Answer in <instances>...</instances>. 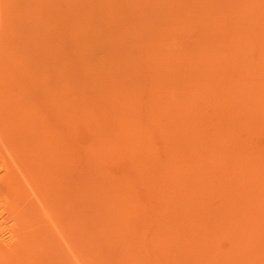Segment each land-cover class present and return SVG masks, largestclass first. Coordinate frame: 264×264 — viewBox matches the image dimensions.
<instances>
[{
  "label": "rangeland",
  "instance_id": "obj_1",
  "mask_svg": "<svg viewBox=\"0 0 264 264\" xmlns=\"http://www.w3.org/2000/svg\"><path fill=\"white\" fill-rule=\"evenodd\" d=\"M43 1H44L43 3L47 4L48 10L52 9V4H50V3L53 2V3H55V7L59 8L60 10H64V13H66V14L70 13L69 10H71V9H74L73 12L77 13V11L73 7L70 0H52V1L51 0H43ZM82 1H84V0H82ZM90 1H92L93 4ZM97 1H99V0H86V2H87L86 8L84 10H81V12L89 11V13H87L88 16L85 14H79V17L77 18V17H75V15H73L74 19L75 18L76 19L74 20V19L70 18V20H72V21H70V23H64L63 21H61L62 20L61 16H58L57 18L52 19V15H51L50 16L51 22L49 23V26H48V28L51 31H44L43 34H47L50 36L55 35L54 38L53 37L51 38L50 36L49 37L51 38V40L54 39V43L58 44V46H60V47H64V45H62V44H63V42L65 43V48L67 47V49L63 51L64 48H62V52H64L63 55H65L64 58L66 57V59L75 55L76 50L78 48H81V47H79L80 45H82L81 41L85 40V42H88V41H89V43L92 42V43H90V45L92 47H94L93 45H95V46L98 45V50H100V51H98L96 53V54H98L96 56V58H99L100 63L103 62V64H105L106 60H108L109 64L106 63L107 65L105 64L104 68H106L107 66L110 67L111 63H112L111 65L113 66V67L112 66L110 67L111 69L108 67L105 69L107 71L108 75L109 76L111 75L110 77L113 78L108 83L109 86H107L106 89L109 88L110 92L117 90L118 92H120V94H121L120 96H122V93L124 95V93L126 91H130L129 93H127V95L131 96V101L128 103L126 102L124 104H120L117 106V108H116V111H118L117 117H119V119L120 118L129 119L131 117L132 118L135 117V119L138 120L140 123H142V125H145V124L150 125V122H152L151 119H153V117H155V115H158L160 112V114H161L160 115V119H161L160 125H157V126H159L161 129L159 127H156L154 124L150 125V131H149L148 139L142 138L143 139L142 140L141 137H138L139 136L138 132L134 131V126L132 129L126 123H124L122 125V127H121V125H117V124L109 126L106 123L104 125L105 120L102 117L103 116L102 113H104V111H106L108 108L106 107L107 106L106 100H102L101 98H99V100H93V101H95L94 104H96L97 102H100V103H97V106H99L98 111L96 110V107L93 104V109L95 111H93L92 114L93 113H94V115L97 114V115H95V117H92L91 114L89 115V113H87V116L89 115L88 117L90 118V121H89V118L88 119H84V118L81 119V117H80V119H78V121H76L72 126V125H70L71 120H67L64 117L61 118V116L59 114L55 113L56 112L55 110H52L51 106H48V105L46 106V104L42 103L45 100V98L43 99V97L41 95L42 94V88L44 85L42 83H39V82H34L35 87L32 86V88H34V89H29V93L27 94V96L28 95L29 96L27 97L25 95L26 99L24 98V94H22V96L19 95V96H21V99L19 97L16 98V100L18 99L19 103H20L19 107H18V109H20V113H19L20 115H17L19 118L18 117H16V118L19 120H22V121H20V123H22V124H20L19 120L17 121V119H16V123H17V125L20 124L21 126L22 125L24 126V124H26L28 126L26 127V125H25L24 127H21V128L18 127L17 129H14V128H12V126L8 122V121H10L9 120L10 118H8V121L5 120V122H7V125H6V124H4L3 120H1L3 117L2 116H1L2 118L0 117V176L2 175L0 177V179H1L0 180V220H1L0 221L1 222L0 223V229L3 230V231L0 230V232H1V234L4 233V234H2V235H4V238H7L6 240L11 241L12 243L10 242V244L13 246V247H10L7 249H2V250L0 249V256H1L0 258L3 261L2 264H5V263L6 264H10V263L11 264H16V263L17 264L18 263L19 264H26V263L27 264H121V263L122 264L123 263L124 264H134V263L135 264L136 263L137 264H139V263L140 264H193V263L198 264L199 259H196V257L200 256V258L201 257L203 258L204 256H206L205 255L206 251H203L202 254L200 253L202 250H204L205 247H207V246L212 247L214 245L218 246L221 243H222L221 248H223L222 249L223 251L225 250V252L227 251L228 253L230 252L234 255L237 254L236 253V252H238L237 242L234 245V242L232 243L230 241V240H232V235H231L232 231L230 230V226H228L229 217H227V215L224 213L225 211L224 212L222 211L223 213L218 212V210H219L218 208H220V206H221V205H219L220 204L219 202H221L222 205H225L226 203H228L229 200L232 199L231 196L235 197L234 203H236L238 200H240L239 202H241V199H242V201L245 200L244 197L242 198L239 194H241V193L243 194V192H246V191L249 193L248 194L246 192L248 194L247 199L248 200L252 199L251 201H253L257 198H260V197H257V195L260 196L261 194H264V192H263L264 191L263 190L264 184H262V185L259 184L260 186H258V187L256 186L255 187L256 189L254 188L255 190H252V188H249L247 185L246 186H243V185L240 186L241 179H244V177H241L240 175H238L236 178V177H234V174H232V173L238 172L239 169L247 166L246 172L243 171V169H241V171L243 172L242 174H245L246 176L249 175V177L252 180L251 183H253V181L255 179L253 176L259 175L258 172H261V173L258 177H256L257 180L260 177L262 179L263 178L262 174H264V159H263L264 157H262L260 159V157H261L260 155L264 156V153H263L264 152V121H263V119H264V96H262V95H264V86H263L264 85V63L262 62L264 59V57H263L264 56V50H263L264 49V39H263V37H264V32H263L264 31V15H263V13H264V0H255V1L254 0H208V1L207 0H201V1L200 0H189L190 2L188 0H184L185 3H181V1L184 2L183 0H176V1L173 0L174 3L170 0L169 1L168 0H153V1L152 0H137V2H133V0H129V1L128 0H118V1H120L119 2L120 4L118 3L117 0H105L103 2V4L106 7H104L103 4H100ZM134 1H136V0H134ZM146 1H148V3ZM177 2H180L181 5L178 4ZM250 2L252 4H250ZM89 3H90V5H89ZM135 3L140 5L142 8H140ZM209 3L211 4V6L210 5L208 6ZM14 4H15L14 2H11L10 6H12ZM66 4H67V7L70 6V7L66 8L69 10L65 9ZM117 4H118V6H117ZM164 4H166V5H164ZM213 4L215 5V8H214ZM172 5H173V7H172ZM218 5H219V7H218ZM228 5H229V7H227ZM248 5H251V6L248 7ZM101 6H102V8H100ZM148 6H149V9H148ZM177 6H181V7L177 8ZM127 7H129V8H127ZM205 7L207 10H205ZM208 7H210L212 10ZM113 8H114V10H113ZM218 8H219V10H218ZM228 8H229V10H228ZM241 8L243 10L245 9L246 11H251V12L249 13V15H247L248 12L246 13V11H243ZM260 8L262 9V11H260L261 10ZM223 9L225 12L223 11ZM149 10H150V12H149ZM161 10H163V11H161ZM123 11H124V13H123ZM71 12H72V10H71ZM154 12H155V15H153ZM162 12H164V13H162ZM238 12H239V14H237ZM146 13L148 15H146ZM191 13H193V14H191ZM203 14L207 15V17L204 16ZM116 15H117V17L119 16L118 19H117ZM159 15H160V17H159ZM217 15H219V16H217ZM81 16L84 17L85 20L82 19ZM156 16L158 17V19L156 18ZM194 16H196V17L194 18ZM235 16H237V17H235ZM176 17H178V18H176ZM201 17H203L204 19L201 20ZM215 17H216V19H213ZM219 17H220V19H218ZM241 17H243V18H241ZM161 18H162V20H161ZM240 18H241V20H240ZM245 18L248 20V22H246L247 20ZM115 19H117V20H115ZM153 19L154 20L157 19L156 22H153ZM168 20H169V22H167ZM193 20H195V21H193ZM254 20H255V22H254ZM113 21H114V24H113ZM179 21H181L180 25L176 24V22L179 23ZM193 22H195V23H193ZM223 22L224 23L227 22V23L224 24ZM239 22H240V24H239ZM250 22H253V24L252 23L249 24ZM105 23H107V24L105 25ZM207 23H208V25H207ZM230 23H231V25H230ZM237 23H238V25H237ZM63 24H65V25H63ZM98 24H100V25H98ZM126 24H128V25H126ZM195 24L198 25V27ZM96 25H98V26H96ZM216 25H217L218 29L216 28ZM240 25H241V27H240ZM93 26L97 30H95L93 28L94 29V31H93L92 30ZM124 26H127L128 28L124 27ZM162 26H163V28H162ZM191 26L194 29L190 28ZM222 26H223V28H225V27H227V28L223 29ZM231 26H232V28L234 26L235 27L232 29ZM60 27H62V28H60ZM63 27H65V28H63ZM74 27L76 28V30ZM166 27L168 28L167 30H165ZM254 27L257 29L255 30ZM152 28H154V29L152 30ZM261 28H263L262 29L263 31L260 30ZM56 29H57V31H56ZM68 29H70V30H68ZM134 29L136 32L134 31ZM201 29H203V30L201 31ZM220 29H223L222 30L223 32ZM227 29H229L230 32ZM237 29H239V30H237ZM253 29L255 31H253ZM148 30L149 31L152 30V31H150L149 35L146 36V34L148 33ZM243 30H245L246 32ZM59 31H61V32H59ZM82 31H83V33L85 32L84 33L85 35L82 33ZM105 31H107L106 34H105ZM143 31H145L147 33L145 34V32H143ZM159 31H161V32H159ZM198 31H200V32H198ZM251 31H253V33ZM256 31H257V33H256ZM49 32H51V34H49ZM53 32H55V33H53ZM70 32H72L73 35ZM76 32H77V34H79V36H77L75 34ZM119 32H120V34H119ZM203 32H205V33H203ZM233 32H235V33H233ZM242 32L244 33V35ZM57 33H58V35H57ZM62 33L64 34L63 36H62ZM134 33H136V34L134 35ZM152 33H153V35H152ZM212 33H213V37H212ZM214 33H215V35H217V37L219 39L214 35ZM241 33H242V35H241ZM96 34L98 37L96 36ZM129 34H130V36H129ZM197 34H198V36H197ZM239 34L241 36H243L242 38H245V39H242ZM249 34H251L252 36L251 35L248 36ZM59 35H60L61 39L59 38ZM113 35H115V36H113ZM208 35L211 37H209ZM219 35L222 37H219ZM61 36L64 38H62ZM149 36H156V37L158 36L159 41H157V42H160V52L161 53H160V75L159 76H158V74L154 75V72H156V68H157L156 63H154V62L148 63L147 61L144 62L139 58V55H141V54L143 55V52H140V51H144V54L146 56H148L147 52H149V51H146V48H147L148 43H149V39H150ZM166 36H168V37H166ZM75 37H77L78 39L77 38L75 39ZM214 37H216L218 39V41H216L217 44L214 43L215 40H217ZM226 37L228 38V40H226L227 39ZM84 38H86V39H84ZM136 38L137 39L139 38V39L137 40ZM198 38L199 39L201 38L203 41H201V39L199 40ZM237 38H239L238 41H237ZM254 38H256V39H254ZM259 38H261V41H259L260 40ZM81 39H84V40H81ZM97 39H98V41H97ZM114 39L117 40L119 43L117 41H114ZM241 39H242V43H240ZM127 40H129V41H127ZM192 40H195V41H192ZM234 40H235V42H234ZM243 40H244V43L245 42H247V43L244 44ZM113 41H114V43H113ZM147 41H148V43H147ZM163 41H164V43H163ZM196 41H198V42L196 43ZM194 42H195V44H194ZM229 42L235 43L234 46H231V48H230ZM115 43H116V45L113 46V44H115ZM202 43H205V44L207 43L209 45L212 44L211 45L212 47L210 46L211 47L210 48V47H208L209 46L208 45V46H206V48L208 47L207 49L205 47H202L201 49H199L200 44H202ZM258 43H260V44H258ZM75 44H77V46H75ZM139 44H141V45H139ZM226 44H228V45H226ZM257 44H258V46L254 47ZM138 45H139V47H138ZM142 45H143V47H142ZM192 45L193 46L195 45V46L193 47ZM121 46H123V47H121ZM221 46L223 47V49L222 48L220 49ZM235 46H237V48ZM124 47H125V49H124ZM214 47H216L215 50H214ZM247 47H249L250 49L249 48L247 49ZM107 49L112 54V56H114L113 58H111L112 61L110 59H108L107 56L105 57V55H104L105 53L109 54ZM137 49H138V51H137ZM161 49L164 51H162ZM195 49H196V51H195ZM209 49L211 50V53H212V49H213L212 54L208 52V51H210ZM218 49H220L219 50L220 52L218 51ZM123 50L126 52H124ZM180 50H181V52H180ZM216 50H217V52H216ZM240 50H241V52H240ZM243 50H245V53L240 54V53H242ZM168 51L169 52L171 51V52L169 53ZM250 51H252V52H250ZM151 52H153V50ZM177 52H178V54H177ZM235 52H236V54H235ZM257 52H258V54H256ZM115 53L117 55H114ZM120 53L121 54L123 53V55L125 57L123 55H121ZM130 53H131V55H130ZM167 53H169V54H167ZM195 53L197 56L195 55ZM214 54H216V55L214 56ZM244 54L247 56H245ZM168 55H170V56L168 57ZM210 55L212 56L211 59H210ZM224 55H225V57H224ZM239 55H240V57H237ZM248 56H249V58H248ZM194 57H196V58H194ZM215 57L219 58L218 61L220 62V64L217 61L215 64V61H213V64H211L212 66H209L208 64H210L212 62L211 60H213V59L215 60ZM233 57H236L237 62L239 61V63H242L243 65L246 64V62H247V65H248L246 67L247 70L244 68L246 65H244L243 70H239L238 72H236L234 70V68L231 65H229V63H228L230 59H231L230 62L236 61L235 59H233ZM244 57H246L247 60L252 59V60H249L251 62L247 61ZM258 57L261 59L259 60ZM170 58H172V59H170ZM2 59L3 60H0V64L2 61V66H4V68L8 67L9 61H8L7 54L4 55L2 57ZM66 59L62 60L63 65L61 68L63 70L66 69L65 74H68V75L64 74L63 78H61L62 79L61 81L66 80V76H71V78H72V76H73L72 73H74V71L76 72L75 69H77V67H78L77 66V57L72 58L71 60H66ZM73 59H76V60H73ZM114 59H115V61H116V59H118V63L116 61V65L114 63ZM140 60H141V62H140ZM203 60H204V62H202ZM233 60H235V61H233ZM169 61H170V63H169ZM173 61H174V63H173ZM175 61L178 64H176ZM195 61H196V63H194ZM256 61H260L261 65L262 64L263 65L262 66L259 65L260 63H257V65H256L255 64ZM187 62H190V63H187ZM221 62H223V63H221ZM205 63H206V65H204ZM223 64H226V66ZM190 65H193V66H190ZM258 65H259V67H258ZM2 66H0V69H3ZM115 66H119L122 69H120L119 67H115ZM199 66L201 67V69H203L204 67H205V69H208V71H206L208 75L206 74V76H204L203 72H199L201 70L200 68H198ZM215 66H216V68H212L211 70L209 69L210 67H215ZM229 66L232 68V70L230 69ZM249 66H251V67H249ZM192 67H194V68H192ZM260 67H262V70ZM141 68L143 70H140ZM189 68H192V69H189ZM259 68L262 72L260 70H257ZM107 69H109V70H107ZM151 69H152V71H151ZM162 69L164 71H162ZM72 70H74V71L72 72ZM217 70H219V71H217ZM114 71L116 72V74H114L115 73ZM134 71H135V73H133ZM240 71H242V72H240ZM243 71H245V72H243ZM257 71H259L260 73ZM138 73H139V75H138ZM168 73L170 75L172 74V76L173 75L174 76L172 77V76L168 75ZM195 73H197V74H195ZM211 73L213 76L210 75ZM231 73L233 74L234 77L232 76ZM235 74H236V76L237 75L240 76V74H242L240 78H242V79L244 78L243 82L248 81V83L252 84L251 87L248 86L249 88H251L253 90L252 97H249V99L246 98L248 100L247 101L248 105H246L247 104L246 102L245 103L243 102V100L245 98H242V97L238 98L237 97L238 94L240 95L241 93L243 94V92L245 93L246 90H245V88H243V86H245L246 84L243 83L242 81H240L239 76L236 77ZM126 75H128V76H126ZM148 75L149 76L151 75L152 78H151V76L149 77ZM175 75H177V76H175ZM202 75H203V77L200 81V77ZM221 75H223V76L228 75V77L230 79L232 77H233V79L232 80H226V77L224 76L225 77L224 78L225 81H224V79L222 80L223 76L221 77ZM230 75L232 77H230ZM112 76H114V77H112ZM118 76H120V77H118ZM188 76H189V79L187 80ZM76 77L77 76H75L74 78H76ZM178 77H180V78H178ZM194 77L196 78V80ZM197 77H199V78L197 79ZM205 77L208 78V80L205 79ZM235 77H236V79H235ZM118 78H120L122 80H120ZM177 78H178V80H177ZM237 78H239V79L237 80ZM136 79L138 81H136ZM198 80L201 82V84L199 83ZM221 80L224 82H222ZM251 80H253V81H251ZM134 81H136V83H139L142 86V87H139V89H137V91L135 90V92L131 91L132 89L130 90V86H129V84L131 82H134ZM140 81H142V82H140ZM145 81L148 84L144 83ZM236 81H238V83H235ZM116 82L119 84H117ZM158 82H160V84ZM206 82L208 83L207 84L208 86L205 85ZM230 82L231 83L234 82V85L236 87V88H234L236 91L234 92V89H233V93L231 90L229 91V88L231 85ZM240 82L243 84H241ZM194 83H195V85H194ZM248 83H247V85H248ZM212 84H214V85H212ZM219 84H223V86L225 85L224 88L222 85L219 86ZM226 84H230L229 87H228V85L226 86ZM115 85H118V88ZM153 85H158V87L160 88L159 94L153 95L150 93H146L148 90V87L149 86L151 87ZM191 85H193V86H191ZM204 85H205L206 89L204 88ZM186 87H189V89ZM219 87H221L220 90L224 91V92H221L219 90ZM248 87L246 89H248ZM111 88H113V89H111ZM142 90H143V92H141ZM74 91L79 92L78 89H76ZM166 91L167 92L170 91V92L166 93ZM204 91H205V94H204ZM219 91H220V93H218ZM72 93L73 92H71V94ZM178 93L179 94L181 93L182 95L183 94L184 95L182 96L181 94L179 95ZM191 93H192V95H191ZM214 93H215V95H214ZM221 94H223V96ZM233 94H234V97H233ZM3 95H5V94H3ZM96 95H99V93ZM175 95H177V96H175ZM204 95L207 97H205V99L203 100ZM81 96L83 97V95H81ZM211 96L212 97L215 96L217 99L214 97V98H211L212 99L211 100L210 99ZM229 96H231V97H229ZM235 96L239 99L238 100L239 105L242 103L240 106H238V108L236 105L232 106L233 102H235L234 100L236 99ZM254 96H255V98H253ZM41 97H42V100L40 99ZM88 97H90L89 94H88ZM193 97L196 99V101H195V99H193ZM256 97H258V98H256ZM259 97H261L262 99L259 100ZM223 98H224V100L226 98V100L224 101ZM191 99H193V100L191 101ZM256 99L260 102H258ZM21 100L22 101L26 100V101L21 102ZM148 100H149V102H148ZM154 100H156L157 103ZM166 100L167 101L170 100V102L169 101L167 102ZM209 100L213 101L212 103H220V105L216 104L217 105V108H216L215 104H211V102ZM230 100H233V102ZM240 100H242V101H240ZM189 101H191V102H189ZM203 101H204V103H202ZM205 101H207V102H205ZM229 102H230V104H229ZM26 103L29 106V108H31V109L33 106L35 107L36 104H37L36 107H39V110L36 111V113H34V115H32L31 117L33 120L32 122L34 124H36V125L42 124L45 127V129H47V133H48V136L50 139V143H49L50 144V149H49L50 153H47V155H45L43 153H39V152L37 153L36 152L37 149L34 148V145L29 140H27L28 139L27 136H25V137L24 136L19 137L17 135L15 136V133L17 134V132H19L18 130H20L22 132H27V133L32 131V128H30V126H29L32 123L31 124L27 123V122H31V121L30 120L27 121V119H26V118L29 119L28 116L30 115L28 113V112H30L29 111L30 109L29 110L25 109V108H28ZM41 103L43 104V106ZM223 103H225V104H223ZM249 103H250V106H249ZM22 104H23V106H25V105L26 106L23 107ZM178 104H180V106ZM205 104H207L208 107L207 106L205 107ZM100 105L103 106L104 110L101 108ZM149 105H151V106H149ZM200 105H204L203 109L201 108L202 106H200ZM226 105H227V107H226ZM242 105H243V108H242ZM253 105L254 106L257 105V106L253 109V107H254ZM41 106L43 108H41ZM58 106H61V104H59ZM73 106L76 109L78 107L82 108V109L84 108L82 105L80 107V105H78V104L73 105ZM76 106H78V107H76ZM187 106L190 107V108H188V110H186ZM218 106H219V108H218ZM245 106L247 108H245ZM34 107H33V109H34ZM68 107L72 108V106H70V105H68ZM197 107H199V108H197ZM14 108L16 109V107H14ZM122 108H124V109H122ZM230 108H232V109H230ZM239 108L242 111H244V109H248L249 111L252 110L250 113H252L253 115L256 112H258L257 114H259L258 117L260 118L262 125L258 124V123H255V124H257L259 126L254 125V123L252 121H250V122L247 121L248 124L245 123L246 121L241 122V119L242 118L244 119V117H246V116L244 113L242 114V111H240ZM91 109H92V107H91ZM200 109H202L203 111L201 110L200 112H198ZM224 109L225 110L227 109L226 110L227 111L226 117H224L225 116L224 113L226 112V111H224ZM237 109H239V111L241 113H238L239 111ZM2 110H4V112H5V110H7L8 112L7 111L6 112L8 113V115L13 112V108L10 111V110H8L7 107L4 108V106L3 107L0 106V114L1 115L4 114V112ZM60 110H61L60 107L57 108L58 113H60ZM84 110H86V108ZM162 110H166V111L164 112ZM194 110H195V113H194ZM196 110H198L197 111L198 112L197 117L195 115ZM22 111L24 114H22ZM53 111H54V113H53ZM77 111L80 112L79 109H77ZM189 111H191V112L189 113ZM221 111L223 112L222 114H221ZM37 112H40V114ZM174 112H175V115H174ZM201 112H203V113L201 114ZM143 113H145V116L143 115ZM170 113H172V114H170ZM187 113H189V115H187ZM191 113H194V114H192L193 116L191 115ZM181 114H182V116H181ZM232 114H233V116H232ZM239 115H240V117H239ZM248 116H251V115L247 114V117ZM255 116L257 117L256 114H255ZM175 118H177L178 120ZM196 118L197 119L200 118V120H202V119L203 120L200 122ZM195 119L197 120V123L199 121V123H198L199 125L196 123ZM145 120H147V121H145ZM175 120H177V121H175ZM192 121H193V124H192ZM203 121H205V122H203ZM23 122H25V123H23ZM95 122H97L98 124H96ZM180 122H182V123H180ZM170 123L172 126L170 125ZM194 123H196V124L194 125ZM207 123H209V124H207ZM165 124H166V126H165ZM5 125H6V127H5ZM95 126H96V128H95ZM192 126H194V129ZM250 126H251V128L253 127L256 129H251ZM7 127H9V128H7ZM99 127H101V129ZM102 127H104V128H102ZM116 127H118V128H116ZM129 127L132 130L130 132L127 130V129H130ZM217 127L221 130L217 129ZM11 128H12V130H11ZM24 128H26L27 130L26 129L24 130ZM98 128L100 130H98ZM121 128H123L124 130H127L129 132L126 135L127 136L126 139L124 138L125 139L124 142L123 141L121 142V139L117 138ZM186 128H188V129H186ZM209 129H211V130L209 131ZM213 129H216V130H213ZM96 130H98V132ZM153 131L156 134V136L155 135L153 136ZM182 131H185V132H182ZM251 131L253 134H251ZM13 132H15V133H13ZM92 132H94V133H92ZM104 132L107 134H105ZM211 132H212V136L210 135ZM131 133H132V135H130ZM157 133H159V134H157ZM181 133H183L184 135ZM100 134H101V136H103V138H101L99 136ZM176 134L178 136H176ZM247 134H248V137H247ZM194 135H196V136H194ZM209 135H210V137H209ZM216 135H218L220 138H218V136H216ZM132 136H134V137L137 136V137L134 138ZM197 137H200V138H197ZM202 137H203V140L201 139ZM221 137H222V139H221ZM114 138H115V140H114ZM231 138H232V140H231ZM233 138H235L237 140V142ZM104 139H105V141H104ZM95 140L97 142L99 141L100 144L96 145L97 142ZM117 140H118V142H117ZM102 141H104V142L102 143ZM109 141H110L111 145L109 144ZM113 141L116 142L117 144H114ZM143 141H145L146 143ZM151 141H153V142H151ZM190 141H191V143H190ZM141 142H143V143H141ZM154 142H155V144H154ZM125 143H126V145H125ZM216 143L219 145L216 146ZM102 144H104L105 146ZM140 144L141 145L143 144L142 147ZM205 144H207V145H205ZM211 144H213L215 146V148ZM203 145H205V146L203 147ZM209 145H210V147L212 146L211 149L208 147ZM92 146H94V147H92ZM97 146H100V149H102V151L104 152V155H103V153L100 150L98 151V155L100 154L99 152H101L102 156L99 155L101 160L99 159V157L97 158V156H98L97 152H96V150H94L95 148H99ZM101 146H102V148H101ZM136 147H137V149H136ZM140 147H141V149H140ZM205 147L208 149H205ZM216 147H217V149L220 148V150H222V152L219 151V149L217 150ZM212 148H213V150H212ZM243 148H245V150ZM151 149H153V150H151ZM134 150H136L135 151L136 153L134 152ZM143 151H145V152L143 153ZM218 151H219V153H218ZM105 152H106V154H108L106 157H105V155H106ZM120 152H122V154ZM243 152H244V154H243ZM189 153H191V154H189ZM208 153H210V155ZM112 154L114 155V157L112 156ZM211 154H213V155H211ZM214 154H215V156H214ZM240 155L242 156V160H243V162L240 164L241 168H234L235 167L234 160H236V158ZM144 156H147L146 158L147 159L149 158L150 161L152 160L151 163ZM208 156H209V158H205ZM210 156H212V157H210ZM246 156H248L249 159ZM107 157H108V159H107ZM119 157H120V159H119ZM138 158H140V159H138ZM153 160H155L156 162H154ZM210 160H212L213 162L215 161L217 164L213 163L212 161L210 162ZM228 160H230V161H228ZM248 160H250L249 164L246 163ZM252 160H253V162H252ZM257 160L260 162H261V160H263L262 161L263 163H260V165H259V162ZM100 161H102L103 163ZM207 161L212 166L208 165V163H206ZM219 161L221 162L220 164H219ZM255 161H257V162H255ZM254 162L256 164H254ZM114 163H115V167L114 166L112 167V165H114ZM139 163H140V165H139ZM243 164H245V166ZM101 165H102V167H101ZM183 165H184V167L180 171V167L182 168ZM224 165L225 166L227 165V167L226 168L223 167ZM175 166H177V167H175ZM178 166H179V168H178ZM207 166L209 167V170H207L208 169ZM92 167L94 168V170ZM99 167H100V170H99ZM137 167H138V169H137ZM159 167H160V170L158 171ZM156 168H158V169H156ZM217 168H218V170H217ZM249 168H251L250 171L248 170ZM253 168H254V170H253ZM257 168H259V169H257ZM223 169L226 170L225 173L227 174V175H225V178H224L225 181L228 183V184H226V187H227L226 190H227V192H228V190L230 192L233 190V193L235 192L234 193L235 195L230 193V192H228L229 194L228 193L225 194V192H223L222 188L218 187V185H216V184H213V183H212V185L208 184V183H211L208 179H206L204 181V178H206V177L208 178L211 175V173H213V175H211L212 178L215 175L216 176L220 175L219 177L221 178V174L224 173ZM95 170H97V173L93 172ZM173 170H175V171H173ZM203 170H205L204 171L205 173H203ZM233 170H235V171H233ZM116 171H118V172H116ZM111 172L113 173V175ZM175 172H177V173H175ZM249 172H251L252 174ZM201 173L204 175L206 174L207 176L205 175V177H204V175L202 176ZM102 174H104V176ZM115 174H117L118 176L114 177ZM173 174H175L176 176ZM178 174H180L181 176H179ZM250 174H251V176H250ZM167 175H168V179H167ZM122 176L124 178H122ZM107 177L109 179H106ZM126 177H127V180H126ZM113 178L116 180H114ZM159 178H160V180H159ZM174 178H176V179H174ZM178 178H180V179H178ZM123 179H125L127 181L128 185L126 184L125 180H123ZM170 180H172V181H170ZM216 180L219 181L218 179H216ZM115 181L117 182L116 184H115ZM128 181H130L131 183H129ZM199 181H200V183L198 184ZM202 183H203V185H202ZM259 183H261V182H259ZM124 184H126L127 187L124 186ZM110 185L112 186V190L110 188L111 187ZM129 185L131 186V190H130ZM119 186H121V187H119ZM228 186H229V188H228ZM200 187H202V188L200 189ZM250 187H251V185H250ZM123 188L125 189L126 192H127L126 189H129L130 194L127 192V194L124 195L125 191ZM260 188H262V190ZM251 190L254 192H252ZM249 191H251V192H249ZM119 192L121 194H119ZM258 193H261V194H258ZM111 195H112V197L114 196V199H117V200L114 201V199L111 197ZM115 195H117V196H115ZM123 195L124 196L127 195V198H126L127 200H124L125 198H123L124 197ZM128 195H130V196H128ZM238 195H239V197H238ZM251 195H253V196H251ZM131 196H133V197L136 196L137 199H136V197L131 198ZM181 196H182V198H181ZM236 198L237 199L241 198V199L237 200ZM131 199H132V201H131ZM96 200H99V201L96 202ZM111 201H112V203H109ZM102 202L103 203L105 202L106 204L105 203L103 204ZM107 202H108V205H107ZM97 204H99V205H97ZM110 204L113 206H111ZM76 205H77V207H76ZM109 206H111L112 210L109 208ZM105 208H108V209H105ZM118 208H119V210H118ZM99 209H100V211H99ZM104 209H105V211L107 210L108 212L106 211L107 213H105V211L104 212L101 211ZM115 211H117V212H115ZM102 212H103V214H102ZM187 212H190V213H187ZM100 214L103 216L101 217ZM78 215L80 217H78ZM75 216H76V218H75ZM102 219L104 220V222ZM110 220H112V223L114 225L111 224ZM189 220H191V221H189ZM106 221H107V224H106ZM113 221H115V222H113ZM108 222H109V224H108ZM116 222L119 224H117ZM94 223H96V224H94ZM98 223H99V225L101 224L100 229H99V225H97ZM125 223L127 224L128 227L126 226ZM223 224H226V226H228V227L226 228V226H224ZM104 225H110V227L108 226V230L111 229L112 231L109 232L106 229V226H104ZM122 225L124 228L121 227ZM223 226H224V230H223L224 232L223 233L225 234V236L231 235L229 237H225V239H221L219 237V234L217 233V231L221 230L223 228ZM102 227H104V228H102ZM120 227H121V229H120ZM218 228H220V229H218ZM97 229L100 233L99 235H98V231L96 233H94L95 230H97ZM185 229H186V231H185ZM226 231H228V232H226ZM122 232H123V234H122ZM127 232L129 233L128 235H127ZM263 232H264V228L261 231L258 230V233L263 234V235L254 234V236L249 241V243H247V242L244 243L245 250L243 252H245L244 255H245L246 259L248 260L245 264H252V262H253V264H255V262L258 264H262V263L264 264V262H263L264 261V256H263L264 255V252H263L264 251V243H263L264 233ZM101 233H102V235H101ZM96 234L98 237H96ZM194 235H196V236H194ZM113 237H114V239H113ZM259 237H261V238H259ZM129 238H130V240H129ZM188 238H190V239H188ZM253 238H257V239H253ZM258 238H259V241H258ZM103 239H106V241ZM101 240H103V241H101ZM190 240H192V241H190ZM204 240H205V242H204ZM108 241H110L109 242L110 245H108L109 244ZM123 242H124V245H123ZM155 242L158 243V245H159V246L156 245L157 246L156 250H155ZM250 242H251V244H250ZM257 242H259V243H257ZM103 243L104 244L106 243V247L104 246V248H102L103 246H101ZM134 244L137 245V246L135 245V248H133ZM247 244H249V246H246ZM97 245H99V246H97ZM114 245H117V246H114ZM112 247H114V249ZM130 247H132L133 250H132V248L129 249ZM159 247H160V249H159L160 251L157 250ZM219 247H220V245H219ZM246 249H247V251H246ZM111 250H112V255L113 254L115 256L118 255V258L110 255ZM125 250L127 253L123 252ZM154 250H155V252H157L160 255L158 256V254H155ZM130 251H132V252H130ZM119 252H120V254H117ZM122 252L124 254H126L125 255L126 258H124L125 256L121 254ZM247 252H249V253H247ZM102 253H104V254H102ZM254 253H256V254H254ZM97 254H99V256ZM107 254L110 256H108ZM134 254H135V257H134ZM248 254H249V257H248ZM26 255L28 258L26 257ZM101 255L103 257H101ZM105 255H107V256H105ZM120 255H122V256H120ZM255 255H256V257H255ZM155 256H158V257L156 258ZM252 256L255 258H253ZM22 257H23V259L21 260ZM114 257L116 258V260H114L115 259ZM257 257L259 259H262V262H257L256 261ZM3 258H5V259H3ZM121 258H123L124 259L123 261H125V262L127 261V259H130V258L132 261L129 260L127 263L121 262L122 261ZM133 259L135 260V262ZM20 260H21V262H19ZM118 260H121V261L118 262ZM195 260H196V262H195ZM249 260L251 262H249ZM2 261H0V262H2ZM207 261L211 262L212 261L211 257L208 258ZM258 261H261V260H258ZM240 263L241 262H238V264H240ZM212 264H214V262ZM230 264H237V263L231 262Z\"/></svg>",
  "mask_w": 264,
  "mask_h": 264
},
{
  "label": "bare ground",
  "instance_id": "obj_2",
  "mask_svg": "<svg viewBox=\"0 0 264 264\" xmlns=\"http://www.w3.org/2000/svg\"><path fill=\"white\" fill-rule=\"evenodd\" d=\"M52 1V0H51ZM50 1V2H51ZM71 1V3H72V5H73V7L75 8V10L77 11V13L76 12H73V10L74 9H71L72 10V12H71V10H69V9H66V8H68V7H70V6H68L67 7V4H66V7H65V9L66 10H69L70 11V13H68V14H66V13H64V10H60L59 8H57V7H55V3H50V4H52V9H49L48 10V6H47V4L46 3H43L44 1L43 0H0V60H3L2 59V57L4 56V55H6L7 54V57H8V61H9V64H8V67H6V68H4V66H2V61H1V64H0V66H2L3 67V69H0L1 71H0V106L1 107H3L4 106V108H8V110H10L11 111V109L13 108V112L11 113V114H9L8 115V111L7 110H5V112H4V110H2L3 112H4V114H0V117L2 118L1 120H3V122H4V124H6L7 125V122H5V120L6 121H8V118H10L9 120L10 121H8L9 122V124L12 126V128H14V129H17L18 127L19 128H21V127H24L26 124H24V126L22 125H20V124H22V123H20V121H22V120H19V119H17L16 117H18L17 115H20L19 113H20V109H18V107H19V100L17 99L16 100V98L17 97H19L20 99H21V96H22V94H24V98H25V95L27 96V94L29 93V89H34V88H32V86L33 87H35V85H34V82H39V83H42L44 86H43V88H42V97H43V99L45 98V100H44V102H42V103H44V104H46V106L48 105V106H51V108H52V110H55L56 112V114H59L60 116H61V118H65V119H67V120H71L70 121V125H72L73 126V124L76 122V121H78V119H80V117H81V119L82 118H84V119H88L89 117V115L91 114V116L92 117H95V115H97V114H95L94 115V113L92 114V112L93 111H95L94 109H93V104H94V102L95 101H93V100H99V98H101L102 100H106V102H107V110L106 111H104V113H102L103 114V119L105 120V122H104V125L107 123V125H109V126H112V125H115V124H117V125H121V127H122V125L124 124V123H126L128 126H130L132 129H133V126H134V131H136V132H138V134H139V136L138 137H141V139L143 138V139H148V136H149V131H150V125H152V124H154L156 127H159V126H157V125H160V112H159V114L158 115H155V117H153V119H151L152 120V122H150V125H147V124H145V125H142V123H140L138 120H136L135 119V117L134 118H129V119H125V118H120L119 119V117H117V115H118V111H116V108H117V106L118 105H120V104H124V103H128V102H130L131 101V96L129 95H127V93H129L130 91H126L125 93H124V95H123V93H122V96H120L121 94H120V92H118L117 90L116 91H113V92H110V89L109 88H107L106 89V87L107 86H109L108 85V83L113 79V78H111L109 75H108V73H107V71L105 70L106 68H104L105 66V64L106 63H108V60H106V63L105 64H103V62L102 63H100V59L99 58H96V56L98 55V54H96L98 51H100V50H98V45H93L94 47H92L91 45H90V43H92V42H90L89 43V41L88 42H85V40L84 39H86V38H84V39H81V40H84V41H81V43H82V45H80L79 47H81V48H78L77 50H76V52H75V55H73V56H71L70 58H68V59H66V57L64 58V56L65 55H63V53L64 52H62V48H64L63 49V51L64 50H66L67 49V47L65 48V43L63 42V44L62 45H64V47H60V46H58V44H55L54 43V39H52L51 40V38L53 37L54 38V36H50V35H47V34H43L44 33V31H51L49 28H48V26H49V23L51 22V15H52V19H54V18H57L58 16H61V18H62V20L61 21H63L64 23H70V21H72V20H70V18L71 19H74V17H73V15H75V17H79V14H85V15H87L88 16V14L87 13H89V11H86V12H81V10H84L85 8H86V4H87V2H86V0H84V1H82V0H70ZM105 0H99V1H97V2H99L100 4H103V2H104ZM118 1V0H117ZM129 1V0H128ZM153 1V0H152ZM169 1V0H168ZM170 1H172L173 3H174V1L173 0H170ZM176 1V0H175ZM184 1V0H183ZM189 1V0H188ZM187 1V2H188ZM201 1V0H200ZM208 1V0H207ZM255 1V0H254ZM11 2H14L15 4L14 5H12V6H10V3ZM55 2V1H54ZM91 3H92V1H90ZM120 1H118V3H119ZM133 2H137V0L136 1H134L133 0ZM147 3H148V1H146ZM151 2V1H150ZM166 2V1H165ZM190 2V1H189ZM192 2V1H191ZM247 2V1H246ZM106 3V2H105ZM117 3V2H116ZM164 3V2H163ZM169 3V2H168ZM178 4H180V2H177ZM181 3H185V1L184 2H182L181 1ZM194 3V2H193ZM242 3V2H241ZM248 3V2H247ZM93 4V3H92ZM107 4V3H106ZM115 4V3H114ZM113 4V5H114ZM120 4V3H119ZM129 4V3H128ZM127 4V5H128ZM135 4H137V3H135ZM167 4V3H166ZM166 4H164V5H166ZM177 4V5H178ZM201 4V3H200ZM215 4V3H214ZM213 4V5H214ZM250 4H252L251 2H250ZM89 5H90V3H89ZM88 5V6H89ZM138 5V4H137ZM181 5V4H180ZM197 5V4H196ZM207 5V4H206ZM211 6V4L209 3L208 4V6ZM231 5V4H230ZM257 5V4H256ZM103 6L104 7H106L104 4H103ZM115 6V5H114ZM117 6H118V4H117ZM129 6V5H128ZM140 8H142L140 5H138ZM147 6V5H146ZM186 6V5H185ZM198 6V5H197ZM221 6V5H220ZM226 6V5H225ZM249 6H251V5H248V7ZM255 6V5H254ZM260 6V5H259ZM11 7V8H10ZM59 7V6H58ZM130 7V6H129ZM129 7H127V8H129ZM153 7V6H152ZM165 7V6H164ZM172 7H173V5H172ZM180 8L181 6H177V8ZM187 7V6H186ZM218 7H219V5H218ZM222 7V6H221ZM227 7H229V5L227 6ZM92 8V7H91ZM100 8H102V6L100 7ZM151 8V7H150ZM161 8V7H160ZM208 8H210V7H208ZM213 8V7H212ZM214 8H215V5H214ZM213 8V9H214ZM257 8V7H256ZM148 9H149V6H148ZM147 9V10H148ZM152 9V8H151ZM150 9V10H151ZM163 9V8H162ZM211 9V8H210ZM209 9V10H210ZM242 9V8H241ZM248 9V8H247ZM261 9V8H260ZM113 10H114V8H113ZM150 10H149V12H150ZM205 10H207L206 9V7H205ZM212 10V9H211ZM215 10V9H214ZM218 10H219V8H218ZM217 10V11H218ZM221 10V9H220ZM228 10H229V8H228ZM243 10V9H242ZM128 11V10H127ZM152 11V10H151ZM161 11H163V10H161ZM178 11V10H177ZM176 11V12H177ZM182 11V10H181ZM184 11V10H183ZM222 11V10H221ZM220 11V12H221ZM223 11H224V9H223ZM243 11H246L245 9L243 10ZM260 11H262V9L260 10ZM130 12V11H129ZM159 12V11H158ZM193 12V11H192ZM219 12V11H218ZM225 12V11H224ZM241 12V11H240ZM248 12V14L247 15H249V13L251 12V11H246V13ZM123 13H124V11H123ZM162 13H164V12H162ZM201 13V12H200ZM215 13V12H214ZM181 14V13H180ZM183 14V13H182ZM191 14H193V13H191ZM190 14V15H191ZM223 14V13H222ZM237 14H239V12L237 13ZM243 14V13H242ZM103 15V14H102ZM127 15V14H126ZM135 15V14H134ZM146 15H148L147 13H146ZM153 15H155V12H154V14ZM196 15V14H195ZM204 16H206L207 17V15H205V14H203ZM211 15V14H210ZM216 15V14H215ZM229 15V14H228ZM263 15H264V13H263ZM107 16V15H106ZM140 16V15H139ZM158 16V15H157ZM156 16V18L158 19V17ZM162 16V15H161ZM213 16V15H212ZM217 16H219V15H217ZM222 16V15H221ZM234 16V15H233ZM116 17H117V15H116ZM115 17V18H116ZM145 17V16H144ZM148 17V16H147ZM159 17H160V15H159ZM179 17V16H178ZM178 17H176V18H178ZM181 17V16H180ZM196 16H194V18H195ZM235 17H237V16H235ZM247 17V16H246ZM81 18L82 19H84L85 20V18L84 17H82L81 16ZM109 18V17H108ZM119 18V16L117 17V19ZM155 18V17H154ZM167 18V17H166ZM224 18V17H223ZM241 18H243V17H241ZM241 18H240V20H241ZM250 18V17H249ZM76 19V18H75ZM74 19V20H75ZM105 19V18H104ZM117 19H115V20H117ZM123 19V18H122ZM133 19V18H132ZM139 19V18H138ZM146 19V18H145ZM156 19V20H157ZM170 19V18H169ZM204 18L203 17H201V20H203ZM213 19H216V17L215 18H213ZM218 19H220V17L218 18ZM231 19V18H230ZM236 19V18H235ZM239 19V18H238ZM246 19V18H245ZM81 20V19H80ZM156 20H154L153 19V22H156ZM161 20H162V18H161ZM160 20V21H161ZM166 20V19H165ZM175 20V19H174ZM187 20V19H186ZM210 20V19H209ZM247 20V19H246ZM245 20V21H246ZM250 20V19H249ZM58 21V20H57ZM131 21V20H130ZM133 21V20H132ZM140 21V20H139ZM144 21V20H143ZM164 21V20H163ZM176 21V20H175ZM193 21H195V20H193ZM199 21V20H198ZM197 21V22H198ZM205 21V20H204ZM219 21V20H218ZM230 21V20H229ZM235 21V20H234ZM112 22V21H111ZM167 22H169V20L167 21ZM171 22V21H170ZM180 22L181 21H179V23L178 22H176V24H179L180 25ZM213 22V21H212ZM215 22V21H214ZM228 22V21H227ZM227 22H225V23H227ZM231 22V21H230ZM246 22H248V20L246 21ZM254 22H255V20H254ZM109 23V22H108ZM116 23V22H115ZM132 23V22H131ZM130 23V24H131ZM136 23V22H135ZM184 23V22H183ZM188 23V22H187ZM186 23V24H187ZM193 23H195V22H193ZM220 23V22H219ZM224 23V22H223ZM224 23V24H225ZM253 24V22H250L249 24ZM263 23V22H262ZM52 24V23H51ZM54 24V23H53ZM56 24V23H55ZM107 23H105V25H106ZM113 24H114V21H113ZM161 24V23H160ZM239 24H240V22H239ZM63 25H65V24H63ZM74 25V24H73ZM98 25H100V24H98ZM98 25H96V26H98ZM102 25V24H101ZM119 25V24H118ZM126 25H128V24H126ZM157 25V24H156ZM172 25V24H171ZM174 25V24H173ZM196 25V24H195ZM207 25H208V23H207ZM213 25V24H212ZM219 25V24H218ZM230 25H231V23H230ZM237 25H238V23H237ZM117 26V25H116ZM160 26V25H159ZM176 26V25H175ZM178 26V25H177ZM189 26V25H188ZM197 27H198V25H196ZM236 26V25H235ZM234 26V27H235ZM254 26V25H253ZM252 26V27H253ZM100 27V26H99ZM118 27V26H117ZM124 27H127V26H124ZM186 27V26H185ZM233 27V28H234ZM240 27H241V25H240ZM60 28H62V27H60ZM63 28H65V27H63ZM75 28V27H74ZM90 28V27H89ZM94 26L92 27V30L94 31ZM105 28V27H104ZM119 28V27H118ZM128 28V27H127ZM162 28H163V26H162ZM190 28H192V26L190 27ZM201 28V27H200ZM209 28V27H208ZM213 28V27H212ZM211 28V29H212ZM216 28H217V25H216ZM222 28H223V26H222ZM227 27H225V28H223V29H226ZM231 28H232V26H231ZM232 28V29H233ZM255 28V27H254ZM54 29V28H53ZM146 29V28H145ZM154 28H152V30H153ZM161 29V28H160ZM168 28L166 27V29L165 30H167ZM192 29H194V28H192ZM198 29V28H197ZM218 29V28H217ZM223 29H220L221 31L223 30ZM231 29V30H232ZM245 29V28H244ZM257 28H255V30H256ZM263 28H261L260 30H262ZM61 30V29H60ZM68 30H70V29H68ZM75 30H76V28H75ZM95 30H97V29H95ZM108 30V29H107ZM117 30V29H116ZM120 30V29H119ZM152 30H150V31H152ZM190 30V29H189ZM203 29H201V31H202ZM227 30H229V29H227ZM236 30V29H235ZM237 30H239V29H237ZM247 30V29H246ZM254 29H253V31H255ZM56 31H57V29H56ZM85 31V30H84ZM110 31V30H109ZM123 31V30H122ZM128 31V30H127ZM133 31V30H132ZM134 31H135V29H134ZM150 31L148 30V33L147 32H145V31H143V32H145V34H146V36L147 35H149V33H150ZM216 31V30H215ZM234 31V30H233ZM243 31H245V30H243ZM253 31H251L252 33H253ZM263 31V30H262ZM59 32H61V31H59ZM98 32V31H97ZM106 32L107 31H105V34H106ZM121 32V31H120ZM120 32H119V34H120ZM126 32V31H125ZM136 32V31H135ZM138 32V31H137ZM159 32H161V31H159ZM175 32V31H174ZM194 32V31H193ZM196 32V31H195ZM198 32H200V31H198ZM223 32V31H222ZM221 32V33H222ZM229 32H230V30H229ZM228 32V33H229ZM246 32V31H245ZM264 32V31H263ZM53 33H55V32H53ZM52 33V34H53ZM70 33H72V32H70ZM81 33V32H80ZM82 33H83V31H82ZM85 33V32H84ZM83 33V34H84ZM96 33V32H95ZM109 33V32H108ZM167 33V32H166ZM203 33H205V32H203ZM220 33V34H221ZM233 33H235V32H233ZM243 33V32H242ZM242 33H241V35H242ZM251 33V34H252ZM256 33H257V31H256ZM43 34V35H42ZM49 34H51V32H49ZM77 36H79V34H77V32L75 33ZM123 34V33H122ZM131 34V33H130ZM130 34H129V36H130ZM136 33H134V35H135ZM207 34V33H206ZM237 34V33H236ZM235 34V35H236ZM251 34H249L248 36H250ZM57 35H58V33H57ZM64 34L62 33V36H63ZM72 35H73V33H72ZM85 35V34H84ZM116 35V34H115ZM115 35H113V36H115ZM127 35V34H126ZM152 35H153V33H152ZM179 35V34H178ZM196 35V34H195ZM211 35V34H210ZM214 35H215V33H214ZM240 35V34H239ZM240 35V36H241ZM243 35H244V33H243ZM263 35V34H262ZM261 35V36H262ZM51 38H50V37ZM61 36V37H62ZM96 36H97V34H96ZM102 36V35H101ZM106 36V35H105ZM197 36H198V34H197ZM200 36V35H199ZM203 36V35H202ZM207 36V35H206ZM209 36V35H208ZM216 37H217V35H215ZM234 36V35H233ZM247 36V35H246ZM252 36V35H251ZM259 36V35H258ZM57 37V36H56ZM85 37V36H84ZM98 37V36H97ZM150 37V39H149V43H148V41H147V43H148V46H147V48H146V51H149V52H147V55L148 56H146L145 54H144V51H140V52H143V55L141 54V55H139V58L142 60V61H144V62H154V63H156V66H157V68H156V72H154V75L155 74H158V76L160 75V42H157V41H159L158 40V36L156 37V36H149ZM166 37H168V36H166ZM180 37V36H179ZM182 37V36H181ZM196 37V36H195ZM209 37H211V36H209ZM208 37V38H209ZM212 37H213V33H212ZM216 37H214L215 39H217ZM219 37H222V36H220L219 35ZM236 37V36H235ZM243 36H241V38H242ZM256 37V36H255ZM263 37V36H262ZM59 38H60V35H59ZM58 38V39H59ZM62 38H64V37H62ZM71 38V37H70ZM77 37H75V39H76ZM114 38V37H113ZM227 38V37H226ZM230 38V37H229ZM232 38V37H231ZM57 39V40H58ZM61 39V38H60ZM78 39V38H77ZM99 39V38H98ZM98 39H97V41H98ZM127 39V38H126ZM129 39V38H128ZM137 39V38H136ZM139 39V38H138ZM137 39V40H138ZM171 39V38H170ZM199 39V38H198ZM197 39V40H198ZM201 39V38H200ZM199 39V40H200ZM204 39V38H203ZM219 39V38H218ZM218 39L217 40H215V42L214 43H216V41H218ZM238 39L239 38H237V41H238ZM242 39H245V38H242ZM242 39L240 40L241 42L240 43H242ZM251 39V38H250ZM254 39H256V38H254ZM260 40L259 41H261V38H259ZM263 39H264V37H263ZM64 40V39H63ZM91 40V39H90ZM109 40V39H108ZM131 40V39H130ZM147 40V39H146ZM167 40V39H166ZM226 40H228V38L226 39ZM247 40V39H246ZM245 40V41H246ZM65 41V40H64ZM71 41V40H70ZM74 41V40H73ZM79 41V42H80ZM114 41H117V40H115L114 39ZM114 41H113V43H114ZM127 41H129V40H127ZM186 41V40H185ZM192 41H195V40H192ZM201 41H203L202 39H201ZM248 41V40H247ZM59 42V41H58ZM118 42V41H117ZM183 42V41H182ZM198 41H196V43H197ZM206 42V41H205ZM225 42V41H224ZM234 42H235V40H234ZM256 42V41H255ZM60 43V42H59ZM74 43V42H73ZM97 43V42H96ZM100 43V42H99ZM111 43V42H110ZM119 43V42H118ZM146 43V44H147ZM163 43H164V41H163ZM210 43V42H209ZM212 43V42H211ZM222 43V42H221ZM230 43V42H229ZM228 43V44H229ZM243 43H244V40H243ZM245 43H247V42H245ZM244 43V44H245ZM249 43V42H248ZM98 44V43H97ZM194 44H195V42H194ZM199 44V43H198ZM213 44V43H212ZM212 44H205V43H202V44H200V48L199 49H201L202 47H205L206 48V46H208V47H210ZM217 44V43H216ZM228 44H226V45H228ZM234 44L235 43H230V45H229V47L231 48V46H234ZM250 44V43H249ZM248 44V45H249ZM258 44H260V43H258ZM258 44L257 45H255L254 47H257L258 46ZM114 45H116V43L115 44H113V46ZM120 45V44H119ZM126 45V44H125ZM124 45V46H125ZM139 45H141V44H139ZM139 45H138V47H139ZM185 45V44H184ZM215 45V44H214ZM220 45V44H219ZM238 45V44H237ZM242 45V44H241ZM247 45V44H246ZM75 46H77V44H75ZM186 46V45H185ZM193 46V45H192ZM195 46V45H194ZM193 46V47H194ZM217 46V45H216ZM239 46V45H238ZM245 46V45H244ZM101 47V46H100ZM99 47V48H100ZM121 47H123V46H121ZM142 47H143V45H142ZM207 47V48H208ZM212 47V46H211ZM210 47V48H211ZM218 47V46H217ZM236 48H237V46H235ZM253 47V48H254ZM114 48V47H113ZM116 48V47H115ZM131 48V47H130ZM164 48V47H163ZM206 48V49H207ZM219 48V47H218ZM223 49V47L221 46L220 47V49ZM229 48V49H230ZM245 48V47H244ZM243 48V49H244ZM249 47H247V49H248ZM74 49V48H73ZM124 49H125V47H124ZM193 49V48H192ZM204 49V48H203ZM216 49V47H214V50ZM220 49H218V51L220 50ZM250 49V48H249ZM260 49V48H259ZM72 50V49H71ZM108 50V49H107ZM133 50V49H132ZM153 50V52H151ZM162 50V49H161ZM184 50V49H183ZM210 50V49H209ZM231 50V49H230ZM238 50V49H237ZM262 50V49H261ZM260 50V51H261ZM264 50V49H263ZM102 51V50H101ZM120 51V50H119ZM124 51V50H123ZM122 51V52H123ZM136 51V50H135ZM134 51V52H135ZM137 51H138V49H137ZM162 51H164V50H162ZM195 51H196V49H195ZM253 51V50H252ZM252 51H250V52H252ZM256 51V50H255ZM259 51V50H258ZM107 52V51H106ZM108 52H109V50H108ZM124 52H126V51H124ZM169 52V51H168ZM171 52V51H170ZM169 52V53H170ZM176 52V51H175ZM180 52H181V50H180ZM209 53H211V50L210 51H208ZM207 52V53H208ZM216 52H217V50H216ZM220 52V51H219ZM240 52H241V50H240ZM248 52V51H247ZM117 53V52H116ZM114 54V55H117V54ZM119 53V52H118ZM169 53H167V54H169ZM188 53V52H187ZM212 53H213V49H212ZM211 53V54H212ZM243 53H245V50H243L242 51V53H240V54H243ZM121 54V53H120ZM177 54H178V52H177ZM183 54V53H182ZM235 54H236V52H235ZM234 54V55H235ZM239 54V53H238ZM256 54H258V52L256 53ZM105 55V57L107 56V58L108 59H110L111 60V58H113L114 56H112V54L109 52V54H107V53H105L104 54ZM121 55H123V53L121 54ZM130 55H131V53H130ZM181 55V54H180ZM195 55H196V53H195ZM216 54H214V56H215ZM245 55V54H244ZM124 56V55H123ZM133 56V55H132ZM170 55H168V57H169ZM197 56V55H196ZM213 56V57H214ZM245 56H247V55H245ZM259 56V55H258ZM261 56V55H260ZM75 57H77V69H75L76 70V72L74 71V70H72V72L74 71V73H72L73 74V76L75 77V76H77L76 78H74L73 76H72V78H71V76H66V80H63V81H61L62 79L61 78H63V76H64V74H65V72H66V69L65 70H63L61 67H62V65H63V62H62V60L63 59H66V60H71L72 58H75ZM125 57V56H124ZM123 57V58H124ZM173 57V56H172ZM224 57H225V55H224ZM237 57H240V55L239 56H237ZM264 57V56H263ZM122 58V57H121ZM132 58V57H131ZM181 58V57H180ZM194 58H196V57H194ZM212 58V56L210 55V59ZM217 58V59H216ZM229 58V57H228ZM245 59H246V57H244ZM243 58V59H244ZM248 58H249V56H248ZM259 58V57H258ZM257 58V59H258ZM170 59H172V58H170ZM184 59V58H183ZM200 59V58H199ZM218 57H215V60L213 59V60H211L212 62L210 63V64H208L209 66H212L211 64H213V61H215V64H216V61L217 62H219L218 61ZM233 59H237L236 57H233ZM244 59V60H245ZM261 58H259V60H260ZM73 60H76V59H73ZM122 60V59H121ZM127 60V59H126ZM139 60V59H138ZM141 60H140V62H141ZM195 60V59H194ZM201 60V59H200ZM231 60V59H230ZM230 60H229V65H231L233 68H234V70L236 71V72H238L239 70H243V67H244V65H246L244 68L246 69V67L248 66L247 65V62H246V64H242V63H239V61L237 62V60L235 61V60H233V61H235V62H230ZM240 60V59H239ZM243 60V61H244ZM247 60V59H246ZM249 60H252V59H249ZM249 60H247V61H249ZM255 60V59H254ZM112 61V60H111ZM116 61H117V63H118V59H116ZM116 61H115V59H114V63H115V65H116ZM182 61V60H181ZM184 61V60H183ZM189 61V60H188ZM197 61V60H196ZM196 61L194 62V63H196ZM199 61V60H198ZM225 61V60H224ZM241 61V60H240ZM62 62V63H61ZM110 62V61H109ZM202 62H204V60L202 61ZM210 62V61H209ZM227 62V61H226ZM249 62H251V61H249ZM263 63H264V59H263V61H262ZM169 63H170V61H169ZM173 63H174V61H173ZM175 63L176 64H178L176 61H175ZM187 63H190V62H187ZM193 63V62H192ZM201 63V62H200ZM221 63H223V62H221ZM231 63V64H230ZM257 63H260V61H256V65H257ZM109 64V63H108ZM112 64V63H111ZM110 64V67L112 66ZM164 64V63H163ZM166 64V63H165ZM175 64V65H176ZM214 64V65H215ZM219 64H220V62H219ZM75 65V64H74ZM107 65V64H106ZM114 65V64H113ZM184 65V64H183ZM204 65H206V63L204 64ZM223 65H225L226 66V64H223ZM228 65V64H227ZM259 65H261V63L259 64ZM259 65H258V67H259ZM263 65V64H262ZM261 65V66H262ZM138 66V65H137ZM162 66V65H161ZM169 66V65H168ZM190 66H193V65H190ZM217 66V65H216ZM216 66L215 67H210L209 69L211 70L212 68H216ZM70 67V66H69ZM76 67V66H75ZM110 67H108V68H110ZM113 67V66H112ZM115 67H119V66H115ZM203 67V66H202ZM207 67V66H206ZM222 67V66H221ZM230 67V66H229ZM249 67H251V66H249ZM248 67V68H249ZM253 67V66H252ZM120 68V67H119ZM134 68V67H133ZM180 68V67H179ZM192 68H194V67H192ZM192 68H189V69H192ZM198 68H200L201 69V67L199 66ZM223 68V67H222ZM261 68V70H262V67H260ZM260 68L259 69H257V70H260ZM73 69V68H72ZM111 69V68H110ZM120 69H122V68H120ZM228 69V68H227ZM230 69L232 70V68L230 67ZM251 69V68H250ZM70 70V69H69ZM107 70H109V69H107ZM124 70V69H123ZM140 70H143L142 68L140 69ZM196 70V69H195ZM214 70V69H213ZM221 70V69H220ZM247 70V69H246ZM260 70V71H261ZM117 71V70H116ZM126 71V70H125ZM151 71H152V69H151ZM154 71V70H153ZM162 71H164L163 69H162ZM193 71V70H192ZM206 71H208V69H205V67L203 68V69H201L199 72H203L204 73V76H206V74H207V72ZM217 71H219V70H217ZM223 71V70H222ZM221 71V72H222ZM115 72V71H114ZM147 72V71H146ZM169 72V71H168ZM198 72V71H197ZM232 72V71H231ZM235 72V73H236ZM240 72H242V71H240ZM243 72H245V71H243ZM249 72V71H248ZM247 72V73H248ZM257 72H259V71H257ZM262 72V71H261ZM133 73H135V71L133 72ZM143 73V72H142ZM148 73V72H147ZM146 73V74H147ZM152 73V72H151ZM164 73V72H163ZM226 73V72H225ZM251 73V72H250ZM254 73V72H253ZM260 73V72H259ZM113 74V73H112ZM114 74H116V72L114 73ZM124 74V73H123ZM187 74V73H186ZM185 74V75H186ZM192 74V73H191ZM195 74H197V73H195ZM199 74V73H198ZM201 74V73H200ZM220 74V73H219ZM232 74V73H231ZM256 74V73H255ZM65 75H68V74H65ZM108 75V76H107ZM122 75V74H121ZM138 75H139V73H138ZM168 75H170L169 73H168ZM180 75V74H179ZM208 75V74H207ZM210 75H212V73L210 74ZM241 75L242 74H240V76L239 75H237V76H239V78L241 77ZM259 75V74H258ZM126 76H128V75H126ZM132 76V75H131ZM135 76V75H134ZM149 76V75H148ZM151 76V75H150ZM149 76V77H150ZM163 76V75H162ZM170 76H172V74L170 75ZM169 76V77H170ZM174 76V75H173ZM172 76V77H173ZM175 76H177V75H175ZM187 76V75H186ZM194 76V75H193ZM192 76V77H193ZM200 76V75H199ZM213 76V75H212ZM217 76V75H216ZM223 75H221V77H222ZM225 76V75H224ZM223 76V78H222V80L226 77V80H232L233 79V74H232V76L230 75V77H232L231 79L228 77V75H226L225 77ZM235 76H236V74H235ZM236 76V77H237ZM254 76V75H253ZM112 77H114V76H112ZM118 77H120V76H118ZM130 77V76H129ZM161 77V76H160ZM185 77V76H184ZM202 77H203V75L200 77V81H201V79H202ZM218 77V76H217ZM220 77V78H221ZM236 77H235V79H236ZM71 78V79H70ZM139 78V77H138ZM151 78H152V76H151ZM178 78H180V77H178ZM178 78H177V80H178ZM195 78V77H194ZM199 77H197V79H198ZM214 78V77H213ZM219 78V79H220ZM239 78H237V80L239 79ZM246 78V77H245ZM248 78V77H247ZM118 79H120V78H118ZM132 79V78H131ZM163 79V78H162ZM189 79V76H188V78H187V80ZM204 79V78H203ZM205 79H207L208 80V78H206L205 77ZM215 79V78H214ZM213 79V80H214ZM234 79V80H235ZM120 80H122V79H120ZM195 80H196V78H195ZM221 80V81H222ZM257 80V79H256ZM116 81V80H115ZM133 81V80H132ZM136 81H138L137 79H136ZM136 81H134V82H131L130 84H129V86H130V90L131 91H134L135 92V90L137 91V89H139V87H142L139 83H136ZM158 81V80H157ZM170 81V80H169ZM199 81V80H198ZM199 81V83L201 84V82ZM205 81V80H204ZM215 81V80H214ZM213 81V82H214ZM217 81V80H216ZM219 81V80H218ZM224 81H225V79H224ZM224 81H222V82H224ZM240 81H244V78L242 79V78H240ZM251 81H253V80H251ZM140 82H142V81H140ZM156 82V81H155ZM181 82V81H180ZM184 82V81H183ZM209 82V81H208ZM228 82V81H227ZM117 83V82H116ZM122 83V82H121ZM144 83H147L146 81L144 82ZM159 84H160V82H158ZM188 83V82H187ZM197 83V82H196ZM219 83V82H218ZM229 83V82H228ZM235 83H238V81H236ZM241 83V82H240ZM243 83H245L246 85L245 86H243V88H245V93L243 92V94L241 95H237V97L238 98H240V97H242V98H245L244 100H243V102L245 103H247L246 105H248V100L246 99V98H248L249 99V97H252V95H253V90L251 89V88H249L248 86H250L251 87V85L252 84H250V83H248V81H245V82H243ZM243 83H241V84H243ZM247 83H248V85H247ZM41 84V85H42ZM115 84V83H114ZM117 84H119V83H117ZM148 84V83H147ZM156 84V83H155ZM185 84V83H184ZM208 83L206 82V84L205 85H207ZM225 84V83H224ZM231 84V85H230ZM230 84H226V86L228 85V87H229V85H230V88H229V91L231 90L232 91V93H233V89L234 88H236L235 87V85H234V82H230ZM250 84V85H249ZM127 85V84H126ZM182 85V84H181ZM187 85V84H186ZM194 85H195V83H194ZM205 85H204V88L206 89V87H205ZM212 85H214V84H212ZM223 86V84H219V86ZM114 86V85H113ZM117 88H118V85H115ZM169 86V85H168ZM183 86V85H182ZM191 86H193V85H191ZM208 86V85H207ZM225 86V85H224ZM224 86H223V88H224ZM234 86V87H233ZM238 86V85H237ZM261 86V85H260ZM264 86V85H263ZM112 87V86H111ZM122 87V86H121ZM126 87V86H125ZM132 87V88H131ZM144 87V86H143ZM178 87V86H177ZM203 87V86H202ZM201 87V88H202ZM248 87V89H246ZM262 87V86H261ZM181 88V87H180ZM186 88H188L189 89V87H186ZM193 88V87H192ZM200 88V87H199ZM209 88V87H208ZM220 88L221 87H219V90H220ZM222 88V89H223ZM226 88V87H225ZM263 88V87H262ZM76 89H78L79 90V92H75L74 90H76ZM111 89H113V88H111ZM115 89V88H114ZM145 89V88H144ZM241 89V88H240ZM2 90V91H1ZM178 90V89H177ZM202 90V89H201ZM211 90V89H210ZM215 90V89H214ZM244 90V89H243ZM100 91V92H99ZM120 91V90H119ZM186 91V90H185ZM217 91V90H216ZM221 91V90H220ZM220 91L218 92V93H220ZM236 90L234 89V92H235ZM3 92V93H2ZM71 92H73L72 94H71ZM99 93V95H96V94H98ZM124 92V91H123ZM141 92H143V90L141 91ZM168 92H170V91H168ZM167 91H166V93H168ZM180 92V91H179ZM182 92V91H181ZM221 92H224V91H221ZM77 93V94H76ZM137 93V92H136ZM146 93H150V94H153V95H157V94H159L160 93V88L158 87V85H153V86H149L148 87V90H147V92ZM165 93V94H166ZM173 93V92H172ZM197 93V92H196ZM262 93V92H261ZM3 94H5V95H3ZM88 94L90 95V97H88ZM164 94V93H163ZM177 94V93H176ZM179 94V93H178ZM181 94V93H180ZM179 94V95H180ZM203 94V93H202ZM204 94H205V91H204ZM19 95H21V96H19ZM81 95H83V97L81 96ZM87 95V96H86ZM174 95V94H173ZM178 95V96H179ZM182 95V94H181ZM184 95V94H183ZM182 95V96H183ZM191 95H192V93H191ZM210 95V94H209ZM208 95V96H209ZM214 95H215V93H214ZM222 96H223V94H221ZM220 95V96H221ZM29 96V95H28ZM27 96V97H28ZM175 96H177V95H175ZM186 96V95H185ZM194 96V95H193ZM201 96V95H200ZM228 96V95H227ZM262 96H264V95H262ZM42 97L40 98L41 100H42ZM88 97V98H87ZM190 97V96H189ZM202 97V96H201ZM205 97H207V96H205L204 95V97H203V100L205 99ZM215 97V96H214ZM214 97H210V99L211 98H214ZM225 97V96H224ZM229 97H231V96H229ZM233 97H234V94H233ZM232 97V98H233ZM236 97V96H235ZM236 97V99L234 100L235 102H233V100H230V101H232L233 102V104H232V106H237V108H238V106H240L239 105V99ZM144 98V97H143ZM182 98V97H181ZM180 98V99H181ZM197 98V97H196ZM216 98V97H215ZM219 98V97H218ZM241 98V99H242ZM253 98H255V96L253 97ZM256 98H258V97H256ZM26 99V98H25ZM147 99V98H146ZM193 99H195L194 97H193ZM193 99H191V101L193 100ZM217 99V98H216ZM260 99H262L261 97H259V100ZM158 100V99H157ZM212 100V99H211ZM223 100H224V98H223ZM222 100V101H223ZM225 100H226V98H225ZM224 100V101H225ZM246 100V101H245ZM254 100V99H253ZM257 100V99H256ZM23 101H26V100H23ZM22 100H21V102H23ZM142 101V100H141ZM154 101H156V100H154ZM165 101V100H164ZM167 101V100H166ZM169 102H170V100H168ZM167 101V102H168ZM191 101H189V102H191ZM195 101H196V99H195ZM210 101V100H209ZM237 101V102H236ZM240 101H242V100H240ZM258 101V100H257ZM262 101V100H261ZM148 102H149V100H148ZM151 102V101H150ZM163 102V101H162ZM205 102H207V101H205ZM211 102V104H215V106H216V108H217V105L219 104L220 105V103H212L213 101H210ZM258 102H260V101H258ZM41 103V104H42ZM97 103H100V102H97ZM97 103L96 104H94L95 105V107H96V110L98 111V107L99 106H97ZM156 103H157V101H156ZM199 103V102H198ZM202 103H204V101L202 102ZM201 103V104H202ZM228 103V102H227ZM251 103V102H250ZM250 103H249V106H250ZM256 103V102H255ZM25 104V103H24ZM59 104H61V106H58ZM80 105V107H81V105L84 107L83 109L82 108H79L78 106H76V107H78L77 109H79L80 110V112H78L77 111V109L73 106V105ZM105 104V103H104ZM151 104V103H150ZM161 104V103H160ZM166 104V103H165ZM186 104V103H185ZM190 104V103H189ZM196 104V103H195ZM208 104V103H207ZM207 104H205V107L207 106ZM217 104V105H216ZM223 104H225V103H223ZM229 104H230V102H229ZM26 105H27V103H26ZM25 105V106H26ZM68 105H70V106H72V108L70 107H68ZM103 105V104H102ZM179 106H180V104H178ZM188 105V104H187ZM191 105V104H190ZM198 105V104H197ZM255 105V104H254ZM253 105V106H254ZM259 105V104H258ZM22 106H23V104H22ZM25 106H23V107H25ZM36 106H37V104H36ZM34 107V109H33V107H32V109L31 108H29V106L27 105V107L28 108H25V109H27V110H29L30 112H28L30 115L28 116L29 117V119L28 118H26L27 119V121L28 120H30L31 122H27V123H29V124H31V125H29L30 126V128H32V131H30V132H22V131H20V130H18L19 132H17V134L15 133V132H13V133H15V136L17 135V136H19V137H25V136H27V140H29L33 145H34V148H36L37 150H36V152L38 153H43V154H45V155H47V153H50L49 152V149H50V139H49V136H48V133H47V129H45V127L41 124V125H36V124H34L32 121V115H34V113H36V111H38L39 110V107ZM42 106H43V104H42ZM41 106V108H43ZM86 106V107H85ZM101 106V105H100ZM123 106V105H122ZM121 106V107H122ZM149 106H151V105H149ZM148 106V107H149ZM174 106V105H173ZM200 106H202L201 108L203 109V106L204 105H200ZM231 106V107H232ZM257 106V105H256ZM256 106H254L253 107V109L256 107ZM14 107H16V109L14 108ZM61 108V110H60V113H58V111H57V108ZM91 107H92V109H91ZM130 107V106H129ZM175 107V106H174ZM183 107V106H182ZM208 107V106H207ZM213 107V106H212ZM226 107H227V105H226ZM225 107V108H226ZM259 107V106H258ZM38 108V109H37ZM40 108V109H41ZM86 108V110H84ZM101 108L104 110V108H103V106H101ZM157 108V107H156ZM188 108H190V107H188L187 106V109L186 110H188ZM197 108H199V107H197ZM218 108H219V106H218ZM242 108H243V105H242ZM245 108H247L246 106H245ZM37 109V110H36ZM119 109V108H118ZM117 109V110H118ZM122 109H124V108H122ZM141 109V108H140ZM145 109V108H144ZM152 109V108H151ZM154 109V108H153ZM202 109H200L199 111L198 110H196V117H197V114H198V112H200ZM205 109V108H204ZM230 109H232V108H230ZM240 109V108H239ZM239 109H237L238 111H239ZM90 110V111H89ZM148 110V109H147ZM222 110V109H221ZM227 110V109H226ZM225 109H224V111H226ZM7 111V112H6ZM101 111V110H100ZM136 111V110H135ZM154 111V110H153ZM160 111V110H159ZM162 111H166V110H162ZM168 111V110H167ZM198 111V112H197ZM203 111V110H202ZM234 111V110H233ZM240 111H242L241 109H240ZM238 112V113H241V112ZM252 110H248V109H244V111H242V114L244 113L245 114V116L246 117H244V119L242 120L241 119V122H243V121H246L245 123L246 124H248V122H250V121H252L253 123H254V125H257V124H255V123H258V124H261L262 125V123H261V121H260V118L258 117L259 116V114H257L258 112H256L255 114L257 115V117L259 118H257L256 116H255V114L253 115L252 113H250ZM259 111V110H258ZM26 112V111H25ZM120 112V111H119ZM144 112V111H143ZM147 112V111H146ZM150 112V111H149ZM152 112V111H151ZM185 112V111H184ZM191 111H189V113H190ZM7 113V114H6ZM37 113H39L40 114V112H37ZM53 113H54V111H53ZM87 113H89V115L87 116ZM96 113V112H95ZM132 113V112H131ZM173 113V112H172ZM172 113H170V114H172ZM189 113H187V115H189ZM194 113H195V110H194ZM194 113H191V115L192 114H194ZM203 112H201V114H202ZM223 112L221 111V114H222ZM22 114H24L23 113V111H22ZM38 114V115H39ZM133 114V113H132ZM149 114V113H148ZM180 114V113H179ZM200 114V113H199ZM220 114V115H221ZM225 114V116L224 117H226V114H227V111L224 113ZM223 114V115H224ZM235 114V113H234ZM247 114L248 115H251V116H248L247 117ZM58 115V116H59ZM120 115V114H119ZM135 115V114H134ZM143 115L145 116V113H143ZM174 115H175V112H174ZM190 115V116H191ZM222 115V116H223ZM261 115V114H260ZM26 116V115H25ZM24 116V117H25ZM147 116V115H146ZM181 116H182V114H181ZM185 116V115H184ZM193 116V115H192ZM200 116V115H199ZM202 116V115H201ZM232 116H233V114H232ZM235 116V115H234ZM99 117V116H98ZM176 117V116H175ZM189 117V116H188ZM239 117H240V115H239ZM238 117V118H239ZM261 117V116H260ZM19 118V117H18ZM172 118V117H171ZM180 118V117H179ZM195 118V117H194ZM204 118V117H203ZM222 118V117H221ZM262 118V117H261ZM16 119H17V121L19 120V125H17V123H16ZM25 119V120H26ZM92 119V118H91ZM97 119V118H96ZM133 119V120H132ZM149 119V118H148ZM175 119H177V118H175ZM186 119V118H185ZM197 119V118H196ZM195 119V121H196V123H197V120H199L200 122L203 120L202 118V120H200V118L199 119H197L196 120ZM205 119V118H204ZM42 120V119H41ZM99 120V119H98ZM150 120V121H151ZM178 120V119H177ZM177 120H175V121H177ZM183 120V119H182ZM89 121H90V118H89ZM93 121V120H92ZM91 121V122H92ZM145 121H147V120H145ZM170 121V120H169ZM186 121V120H185ZM188 121V120H187ZM199 121H198V123H199ZM248 121V122H247ZM263 121H264V119H263ZM2 122V123H3ZM165 122V121H164ZM203 122H205V121H203ZM207 122V121H206ZM23 123H25V122H23ZM38 123V122H37ZM96 124H98L97 122H95ZM163 123V122H162ZM161 123V124H162ZM180 123H182V122H180ZM196 123H194V125L196 124ZM197 123V124H198ZM252 123V124H253ZM44 124V123H43ZM94 124V123H93ZM95 124V125H96ZM164 124V123H163ZM174 124V123H173ZM188 124V123H187ZM191 124V123H190ZM192 124H193V121H192ZM207 124H209V123H207ZM245 124V125H246ZM6 125H5V127H6ZM170 125H171V123H170ZM179 125V124H178ZM199 125V124H198ZM260 125V126H261ZM28 125H26V127H27ZM97 126V125H96ZM96 126H95V128H96ZM165 126H166V124H165ZM172 126V125H171ZM170 126V127H171ZM174 126V125H173ZM185 126V125H184ZM214 126V125H213ZM257 126H259V125H257ZM256 126V127H257ZM10 127V126H9ZM9 127H7V128H9ZM92 127V126H91ZM129 127V128H130ZM152 127V126H151ZM154 127V126H153ZM169 127V126H168ZM178 127V126H177ZM193 127V129H194V126H192ZM198 127V126H197ZM196 127V128H197ZM210 127V126H209ZM246 127V126H245ZM249 127V126H248ZM12 128H11V130H12ZM94 128V127H93ZM94 128V129H95ZM100 129H101V127H99ZM98 128V130H100ZM102 128H104V127H102ZM116 128H118V127H116ZM131 128L130 129H127L129 132L130 131H132L131 130ZM160 128V127H159ZM166 128V127H165ZM174 128V127H173ZM195 128V129H196ZM250 128H251V126H250ZM261 128V127H260ZM26 128H24V130H25ZM29 129V128H28ZM115 129V128H114ZM161 129V128H160ZM159 129V130H160ZM186 129H188V128H186ZM212 129V128H211ZM211 129H209V131L211 130ZM217 129H219L218 127H217ZM251 129H256V128H251ZM250 129V130H251ZM27 130V129H26ZM98 130H96L97 132H98ZM127 130H124L123 128H121V130L119 131V134H118V137L117 138H119V139H121V142L123 141L124 142V140L126 139V135H127V133H129ZM152 130V129H151ZM163 130V129H162ZM172 130V129H171ZM170 130V131H171ZM175 130V129H174ZM177 130V129H176ZM179 130V129H178ZM182 130V129H181ZM207 130V129H206ZM213 130H216V129H213ZM219 130H221V129H219ZM17 131V130H16ZM104 131V130H103ZM107 131V130H106ZM257 131V130H256ZM111 132V131H110ZM160 132V131H159ZM182 132H185V131H182ZM213 132V131H212ZM212 132H211V136H212ZM92 133H94V132H92ZM103 133V132H102ZM101 133V134H102ZM105 133V132H104ZM118 133V132H117ZM134 133V132H133ZM189 133V132H188ZM207 133V132H206ZM209 133V132H208ZM215 133V132H214ZM219 133V132H218ZM256 133V132H255ZM101 134L99 135L101 138H103V136H101ZM105 134H107V133H105ZM111 134V133H110ZM157 134H159V133H157ZM180 134V133H179ZM181 134H183V133H181ZM199 134V133H198ZM249 134V133H248ZM248 134H247V137H248ZM251 134H253L252 133V131H251ZM130 135H132V133L130 134ZM156 136V134L154 133V131H153V136ZM184 135V134H183ZM210 135H209V137H210ZM219 135V134H218ZM218 135H216V136H218ZM135 136V135H134ZM134 136H132V137H134ZM136 136V137H137ZM176 136H178L177 134H176ZM175 136V137H176ZM194 136H196V135H194ZM198 136V135H197ZM222 136V135H221ZM116 137V136H115ZM129 137V136H128ZM136 137H134V138H136ZM215 137V136H214ZM223 137V136H222ZM222 137H221V139H222ZM99 138V137H98ZM125 138V139H124ZM152 138V137H151ZM193 138V137H192ZM196 138V137H195ZM197 138H200V137H197ZM206 138V137H205ZM216 138V137H215ZM218 138H220L219 136H218ZM96 139V138H95ZM118 139V140H119ZM139 139V138H138ZM142 139V140H143ZM202 140H203V137L201 138ZM210 139V138H209ZM224 139V138H223ZM233 139H235V138H233ZM94 140V139H93ZM92 140V141H93ZM102 140V139H101ZM111 140V139H110ZM114 140H115V138H114ZM118 140H117V142H118ZM133 140V139H132ZM157 140V139H156ZM231 140H232V138H231ZM236 140V139H235ZM91 141V140H90ZM89 141V142H90ZM96 141V140H95ZM104 141H105V139H104ZM104 141H102V143L104 142ZM138 141V140H137ZM216 141V140H215ZM218 141V140H217ZM228 141V140H227ZM97 142V141H96ZM114 142V141H113ZM127 142V141H126ZM130 142V141H129ZM143 142H145V141H143ZM143 142H141V143H143ZM151 142H153V141H151ZM236 142H237V140H236ZM108 143V142H107ZM120 143V142H119ZM132 143V142H131ZM146 143V142H145ZM190 143H191V141H190ZM189 143V144H190ZM202 143V142H201ZM207 143V142H206ZM235 143V142H234ZM98 144H100V142L98 141L97 143H96V145H98ZM109 144H110V141H109ZM113 144V143H112ZM114 144H117L116 142H114ZM124 144V143H123ZM154 144H155V142H154ZM157 144V143H156ZM188 144V145H189ZM196 144V143H195ZM203 144V143H202ZM210 144V143H209ZM236 144V143H235ZM248 144V143H247ZM246 144V145H247ZM93 145V144H92ZM102 145H104V144H102ZM107 145V144H106ZM111 145V144H110ZM109 145V146H110ZM125 145H126V143H125ZM141 145V144H140ZM143 145V144H142ZM142 145H141V147H142ZM205 145H207V144H205ZM205 145H203V147L205 146ZM214 148H215V146L213 145V144H211ZM217 145H219V144H217L216 143V146ZM105 146V145H104ZM113 146V145H112ZM115 146V145H114ZM149 146V145H148ZM211 146V147H212ZM92 147H94V146H92ZM97 147H99V148H95L94 150H96V152H97V155H98V151L100 150L102 153H103V155H104V152L102 151V149H100V146H97ZM117 147V146H116ZM141 147H140V149H141ZM145 147V146H144ZM210 149H211V147H210V145L208 146ZM245 147V146H244ZM101 148H102V146H101ZM105 148V147H104ZM109 148V147H108ZM237 148V147H236ZM98 149V150H97ZM135 149V148H134ZM136 149H137V147H136ZM143 149V148H142ZM148 149V148H147ZM205 149H208V148H206L205 147ZM216 149H217V147H216ZM219 149V151H221L222 152V150H220V148H218ZM217 149V150H218ZM244 150H245V148H243ZM111 150V149H110ZM113 150V149H112ZM144 150V149H143ZM146 150V149H145ZM151 150H153V149H151ZM212 150H213V148H212ZM136 150H134V152H135ZM142 151V150H141ZM148 151V150H147ZM159 151V150H158ZM157 151V152H158ZM219 151H218V153H219ZM234 151V150H233ZM95 152V153H96ZM101 152H99L100 154L99 155H101ZM110 152V151H109ZM116 152V151H115ZM145 151H143V153H144ZM240 152V151H239ZM121 154H122V152H120ZM130 153V152H129ZM136 153V152H135ZM202 153V152H201ZM200 153V154H201ZM217 153V152H216ZM215 153V154H216ZM260 153V152H259ZM262 153V152H261ZM264 153V152H263ZM262 153V154H263ZM105 154H106V152H105ZM142 154V153H141ZM189 154H191V153H189ZM198 154V153H197ZM209 155H210V153H208ZM215 154H214V156H215ZM243 154H244V152H243ZM247 154V153H246ZM245 154V155H246ZM97 156V158L99 157V159H100V156ZM108 154H106L105 155V157L107 156ZM135 155V154H134ZM211 155H213V154H211ZM220 155V154H219ZM233 155V154H232ZM102 156V155H101ZM112 156L114 157V155L112 154ZM140 156V155H139ZM218 156V155H217ZM259 156V155H258ZM261 156V157H260ZM259 157H260V159L262 158V157H264V156H262V155H260ZM135 157V156H134ZM145 158L147 157V156H144ZM210 157H212V156H210ZM247 158H248V156H246ZM102 158V157H101ZM104 158V157H103ZM205 158H209V156L208 157H205ZM216 158V157H215ZM219 158V157H218ZM232 158V157H231ZM257 158V157H256ZM107 159H108V157H107ZM119 159H120V157H119ZM132 159V158H131ZM135 159V158H134ZM138 159H140V158H138ZM144 159V158H143ZM147 159V158H146ZM145 159V160H146ZM158 159V158H157ZM211 159V158H210ZM220 159V158H219ZM249 159V158H248ZM264 159V158H263ZM101 160V159H100ZM104 160V159H103ZM124 160V159H123ZM147 160H149V158L147 159ZM159 160V159H158ZM208 160V159H207ZM225 160V159H224ZM256 160V159H255ZM113 161V160H112ZM111 161V162H112ZM150 161V160H149ZM152 161V160H151ZM151 161H150V163H151ZM154 162H156L155 160H153ZM160 161V160H159ZM212 160H210V162H211ZM228 161H230V160H228ZM258 161V160H257ZM257 161H255V162H257ZM263 160H261V162L260 161H258L259 162V165H260V163H263L262 162ZM100 162H102V161H100ZM139 162V161H138ZM145 162V161H144ZM205 162V161H204ZM213 162V161H212ZM243 162V160H242V156L240 155V156H238L237 158H236V160H234V165H235V167L234 168H241L240 167V164ZM249 162H250V160H248L246 163H248L249 164ZM252 162H253V160H252ZM254 162V164H256ZM103 163V162H102ZM109 163V162H108ZM146 163V162H145ZM206 163H208V161L206 162ZM213 163H216L215 161L213 162ZM221 162L219 161V164H220ZM223 163V162H222ZM245 163V162H244ZM245 163V164H246ZM93 164V163H92ZM117 164V163H116ZM217 164V163H216ZM245 164H243L244 166H245ZM97 165V164H96ZM103 165V164H102ZM102 165H101V167H102ZM139 165H140V163H139ZM170 165V164H169ZM174 165V164H173ZM207 165V164H206ZM208 165H211V164H209L208 163ZM258 165V164H257ZM100 166V165H99ZM109 166V165H108ZM115 167V163H114V165H112V167ZM212 166V165H211ZM222 166V165H221ZM229 166V165H228ZM239 166V167H238ZM110 167V166H109ZM171 167V166H170ZM175 167H177V166H175ZM174 167V168H175ZM183 167H184V165L182 166V168L180 167V171H181V169H183ZM208 167V166H207ZM223 167H227V165L225 166H223ZM247 167V166H246ZM246 167H244V168H241V169H243V171H245L246 172ZM256 167V166H255ZM93 168V167H92ZM149 168V167H148ZM178 168H179V166H178ZM177 168V169H178ZM206 168V167H205ZM224 168V169H225ZM137 169H138V167H137ZM156 169H158V168H156ZM170 169V168H169ZM173 169V168H172ZM207 169V168H206ZM205 169V170H206ZM223 169V170H224ZM241 169H239V171L238 172H236V173H232V174H234V177H236L237 178V176L238 175H240L241 177H244V179H241V184H240V186L241 185H243V186H248L249 188H252V190H255L256 188V186L258 187V186H260L259 184H264V174H262L263 175V180L261 179V177L257 180L256 179V177H258L259 175H260V173L261 172H258L257 170V172L259 173V175L257 176H253L255 179H254V181H253V183H251V178L249 177V175L248 176H246L245 174H242L243 172L241 171ZM250 169L251 168H249L248 170L250 171ZM256 169V168H255ZM257 169H259V168H257ZM93 170H94V168H93ZM99 170H100V167H99ZM140 170V169H139ZM145 170V169H144ZM147 170V169H146ZM150 170V169H149ZM160 170V167H159V169H158V171ZM176 170V169H175ZM175 170H173V171H175ZM179 170V169H178ZM205 170H203V173H205L204 171ZM207 170H209V167H208V169ZM206 170V171H207ZM217 170H218V168H217ZM253 170H254V168H253ZM92 171V170H91ZM119 171V170H118ZM118 171H116V172H118ZM172 171V172H173ZM214 171V170H213ZM233 171H235V170H233ZM262 171V170H261ZM93 172H95V173H97V170H95V171H93ZM92 172V173H93ZM104 172V171H103ZM209 172V171H208ZM211 172V171H210ZM224 173H222L221 174V178L219 177L220 175H215L213 178H212V176L211 175H213V173H211V175L207 178H204V181L206 180V179H208L211 183H208V184H211L212 185V183L213 184H216V185H218V187H221L222 188V190H223V192H225V194H227L228 192H230L229 190H228V192H227V190H226V184H228L226 181H225V175H227L225 172H226V170H224L223 171ZM229 172V171H228ZM248 172V171H247ZM255 172V171H254ZM102 173V172H101ZM105 173V172H104ZM112 173V172H111ZM115 173V172H114ZM160 173V172H159ZM175 173H177V172H175ZM249 173H251V172H249ZM257 173V174H258ZM7 174V173H6ZM162 174V173H161ZM171 174V173H170ZM248 174V173H247ZM252 174V173H251ZM251 174H250V176H251ZM98 175V174H97ZM103 176H104V174H102ZM101 175V176H102ZM112 175H113V173H112ZM165 175V174H164ZM172 175V174H171ZM173 175H175V174H173ZM179 176H181L180 174H178ZM201 175L203 176L204 174H202L201 173ZM206 175V174H205ZM205 175H204V177H205ZM2 176V175H1ZM0 176V177H1ZM102 176V177H103ZM117 177L118 175L117 174H115L114 175V177ZM170 176V175H169ZM176 176V175H175ZM207 176V175H206ZM122 178H124L123 176H122ZM121 178V179H122ZM177 178V177H176ZM176 178H174V179H176ZM227 178V177H226ZM106 179H109L108 177L106 178ZM114 179V178H113ZM163 179V178H162ZM166 179V178H165ZM167 179H168V175H167ZM172 179V178H171ZM178 179H180V178H178ZM182 179V178H181ZM203 179V178H202ZM216 179H218L219 181H217ZM233 179V178H232ZM262 181H261V180ZM1 180V179H0ZM112 180V179H111ZM110 180V181H111ZM114 180H116V179H114ZM123 180H125V179H123ZM126 180H127V177H126ZM125 180V182H126V184L128 185V183H127V181ZM159 180H160V178H159ZM193 180V179H192ZM260 180V181H259ZM166 181V180H165ZM170 181H172V180H170ZM213 181V182H212ZM119 182V181H118ZM129 183H131L130 181H128ZM259 182H261V183H259ZM109 183V182H108ZM117 182L115 181V184H116ZM166 183V182H165ZM200 183V181L198 182V184ZM204 183V182H203ZM203 183H202V185H203ZM251 183V184H250ZM120 184V183H119ZM122 184V183H121ZM126 184H124V186H126ZM118 185V184H117ZM201 185V186H202ZM215 185V186H216ZM250 185H251V187H250ZM111 186V185H110ZM115 186V185H114ZM130 186V185H129ZM264 186V185H263ZM119 187H121V186H119ZM127 187V186H126ZM133 187V186H132ZM111 188V190H112V186L110 187ZM125 188V187H124ZM123 188V189H124ZM202 187H200V189H201ZM228 188H229V186H228ZM255 188V189H254ZM261 190H262V188H260ZM259 189V190H260ZM116 190V189H115ZM120 190V189H119ZM127 190V192L130 194V190H131V186H130V190L129 189H126ZM129 190V191H128ZM167 190V189H166ZM251 190V191H252ZM263 190H264V187H263ZM124 191H125V189H124ZM251 191H249V192H251ZM112 192V191H111ZM126 192V191H125ZM124 192V195L125 194H127V192L125 193ZM247 192V191H246ZM246 192H243V194L241 193V194H239L242 198L244 197V199L245 200H243L242 201V199L241 198H238V199H241V202H239L240 200H238L237 198V202L236 203H234V199H235V197L233 196H231V200H229L228 201V203H224L225 205H222V203L221 202H219L220 204L219 205H221L220 206V208H218L219 210H218V212H224L226 215H227V217H229V221H228V226H230V230L232 231L231 232V235H232V240H230L232 243L234 242V245L236 244V242H237V245H238V252H236L237 254H232V253H228L227 251L225 252V250L223 251L222 249L223 248H221V245H222V243L221 244H219L220 245V247H219V245L218 246H216V245H214V246H207V247H205L204 248V250H202L200 253L202 254V252L203 251H206L205 252V255L206 256H204L203 258L201 257L200 258V256H198V257H196V259H199V263L198 264H212L213 262H214V264H230L231 262H236L237 264H238V262H241L240 264H245L248 260L246 259V257H245V252H243L244 250H245V246H244V243L245 242H247V243H249V241L252 239V237L254 236V234H260V233H258V230H262L263 228H264V194H261V193H258V194H261L260 196H258L257 195V197H260V198H257V199H255V200H253V201H251V200H248L247 199V196H248V194L246 193ZM252 192H254V191H252ZM264 192V191H263ZM116 193V192H115ZM132 193V192H131ZM230 193H232V194H234L233 193V190L230 192ZM109 194V193H108ZM112 194V193H111ZM119 194H121L120 192H119ZM123 194V193H122ZM229 194V193H228ZM231 194V195H232ZM251 194V193H250ZM113 195V194H112ZM112 195H111V197H112ZM123 195V196H124ZM235 195V194H234ZM239 195H238V197H239ZM263 195V196H262ZM115 196H117V195H115ZM128 196H130V195H128ZM194 196V195H193ZM251 196H253V195H251ZM108 197V196H107ZM120 197V196H119ZM122 197V196H121ZM133 196H131V198H132ZM136 196H134L133 198H135ZM190 197V196H189ZM113 199H114V196L112 197ZM123 198H125L124 200H127L126 198H127V195L126 196H124ZM130 198V197H129ZM181 198H182V196H181ZM98 199V198H97ZM136 199H137V197H136ZM94 200V199H93ZM109 200V199H108ZM107 200V201H108ZM115 200H117V199H114V201ZM123 200V199H122ZM97 201H99V200H96V202ZM120 201V200H119ZM131 201H132V199H131ZM236 201V200H235ZM95 202V203H96ZM125 202V201H124ZM138 202V201H137ZM136 202V203H137ZM100 203V202H99ZM103 203V202H102ZM105 203V202H104ZM103 203V204H104ZM109 203H112V201L111 202H109ZM114 203V202H113ZM120 203V202H119ZM129 203V202H128ZM139 203V202H138ZM101 204V203H100ZM106 204V203H105ZM116 204V203H115ZM121 204V203H120ZM97 205H99V204H97ZM107 205H108V202H107ZM111 205V204H110ZM119 205V204H118ZM227 205V206H226ZM79 206V205H78ZM111 206H113V205H111ZM111 206H109V208L111 209ZM127 206V205H126ZM136 206V205H135ZM76 207H77V205H76ZM106 207V206H105ZM124 207V206H123ZM140 207V206H139ZM120 208V207H119ZM119 208H118V210H119ZM142 208V207H141ZM105 209H108V208H105ZM105 209L104 210H101V211H105ZM112 210V209H111ZM99 211H100V209H99ZM107 211V210H106ZM105 211V213H107ZM128 211V210H127ZM133 211V210H132ZM138 211V210H137ZM191 211V210H190ZM103 212H102V214H103ZM115 212H117V211H115ZM114 212V213H115ZM119 212V211H118ZM222 212V213H223ZM93 213V212H92ZM134 213V212H133ZM187 213H190V212H187ZM136 214V213H135ZM97 215V214H96ZM101 215V214H100ZM119 215V214H118ZM2 216V215H1ZM103 215H101V217H102ZM121 216V215H120ZM125 216V215H124ZM133 216V215H132ZM78 217H80L79 215H78ZM100 217V218H101ZM190 217V216H189ZM75 218H76V216H75ZM99 218V219H100ZM96 219V218H95ZM104 219V218H103ZM102 219V220H103ZM98 220V219H97ZM1 221V220H0ZM99 221V220H98ZM101 221V220H100ZM109 221V220H108ZM111 221V224H113L112 223V220H110ZM119 221V220H118ZM189 221H191V220H189ZM103 222H104V220H103ZM113 222H115V221H113ZM170 222V221H169ZM221 222V221H220ZM1 223V222H0ZM117 223V222H116ZM94 224H96V223H94ZM106 224H107V221H106ZM108 224H109V222H108ZM117 224H119V223H117ZM126 224V223H125ZM97 225H99V223L97 224ZM101 225V224H100ZM100 225H99V229H100ZM114 225V224H113ZM224 226H226V224H223ZM104 226H106V229L108 230V226L110 227V225H104ZM126 226H127V224H126ZM222 226V225H221ZM224 226H223V228L221 229V230H219V231H217V233L219 234V237L221 238V239H225V237H229V236H231V235H229V236H225V234L223 233L224 231ZM228 226H226V228L228 227ZM98 227V226H97ZM122 228H124L123 227V225L121 226ZM121 227H120V229H121ZM128 227V226H127ZM184 227V226H183ZM192 227V226H191ZM102 228H104V227H102ZM101 228V229H102ZM188 228V227H187ZM5 229V228H4ZM115 229V228H114ZM127 229V228H126ZM218 229H220V228H218ZM1 230V229H0ZM94 230V229H93ZM105 230V229H104ZM190 230V229H189ZM1 231H3V230H1ZM98 231V229L97 230H95V232L94 233H96ZM109 232L110 231H112L111 229H109L108 230ZM118 231V230H117ZM122 231V230H121ZM125 231V230H124ZM185 231H186V229H185ZM195 231V230H194ZM8 232V231H7ZM226 232H228V231H226ZM114 233V232H113ZM166 233V232H165ZM170 233V232H169ZM264 233V232H263ZM2 234H4V233H2ZM1 234V232H0V249L2 250V249H7V248H10V247H13L11 244H10V242L11 241H9V240H6L7 238H4V235H2ZM100 233H99V231H98V235H99ZM105 234V233H104ZM103 234V235H104ZM109 234V233H108ZM122 234H123V232H122ZM129 233L127 232V235H128ZM228 234V233H227ZM101 235H102V233H101ZM260 235H263V234H260ZM95 236V235H94ZM116 236V235H115ZM123 236V235H122ZM194 236H196V235H194ZM202 236V235H201ZM96 237H98L97 236V234H96ZM120 237V236H119ZM192 237V236H191ZM263 237V236H262ZM202 238V237H201ZM259 238H261V237H259ZM259 238H258V241H259ZM113 239H114V237H113ZM164 239V238H163ZM188 239H190V238H188ZM230 239V238H229ZM253 239H257V238H253ZM11 240V239H10ZM103 240H105L106 241V239H103ZM103 240H101V241H103ZM129 240H130V238H129ZM195 240V239H194ZM263 240V239H262ZM113 241V240H112ZM127 241V240H126ZM125 241V242H126ZM190 241H192V240H190ZM257 241V240H256ZM110 241H108V243H109ZM132 242V241H131ZM157 242V241H156ZM155 242V250H156V245H158V243H156ZM160 242V241H159ZM201 242V241H200ZM204 242H205V240H204ZM262 242V241H261ZM12 243V242H11ZM102 243V242H101ZM107 243V242H106ZM106 243L103 245H101V246H103L102 248H104V246L106 247ZM107 243V244H108ZM257 243H259V242H257ZM263 243H264V240H263ZM262 243V244H263ZM97 244V243H96ZM114 244V243H113ZM154 244V243H153ZM192 244V243H191ZM199 244V243H198ZM201 244V243H200ZM209 244V243H208ZM250 244H251V242H250ZM254 244V243H253ZM256 244V243H255ZM261 244V245H262ZM108 245H110V243L108 244ZM123 245H124V242H123ZM128 245V244H127ZM135 245L136 244H134L133 245V248H135ZM144 245V244H143ZM164 245V244H163ZM236 245V246H237ZM97 246H99V245H97ZM114 246H117V245H114ZM119 246V245H118ZM137 246V245H136ZM159 246V245H158ZM246 246H249V244H247ZM260 246V245H259ZM261 247V246H260ZM113 249H114V247H112ZM132 247H130L129 249H131ZM133 248H132V250H133ZM249 248V247H248ZM263 248V247H262ZM107 249V248H106ZM112 249V250H113ZM160 249V247L157 249V250H159ZM231 249V248H230ZM235 249V248H234ZM112 250H111V254L110 255H112ZM137 250V249H136ZM155 250H154V252H155ZM160 251V250H159ZM234 251V250H233ZM236 251V250H235ZM246 251H247V249H246ZM251 251V250H250ZM7 252V251H6ZM123 252H126V250L125 251H123ZM121 253L122 255H126V254H124V253ZM130 252H132V251H130ZM212 252V253H211ZM253 252V251H252ZM264 252V251H263ZM2 253V252H1ZM26 253V252H25ZM127 253V252H126ZM235 253V252H234ZM247 253H249V252H247ZM259 253V252H258ZM261 253V252H260ZM100 254V253H99ZM99 254H97L98 256H99ZM102 254H104V253H102ZM117 254H120V252L119 253H117ZM116 254V255H117ZM155 254H158L157 252H155ZM254 254H256V253H254ZM253 254V255H254ZM2 255V254H1ZM108 255V254H107ZM107 255H105V256H107ZM110 255H108V256H110ZM122 255H120V256H122ZM140 255V254H139ZM160 254H158V256H159ZM112 256H115L114 254L112 255ZM158 256H155L156 258L158 257ZM264 256V255H263ZM1 257V256H0ZM26 257H27V255H26ZM101 257H103L102 255H101ZM115 257H117L118 258V255L117 256H115ZM114 257V258H115ZM131 257V256H130ZM134 257H135V254H134ZM154 257V258H155ZM211 257V262H209V261H207L208 260V258H210ZM248 257H249V254H248ZM253 257V256H252ZM251 257V258H252ZM255 257H256V255H255ZM255 257H253V258H255ZM28 258V257H27ZM120 258V257H119ZM124 258H126V256L124 257ZM132 258V257H131ZM131 258L130 259H127V261L125 262V261H123L124 259L123 258H121V260H118V262L119 261H121V262H125V263H127L129 260H131ZM153 258V259H154ZM3 259H5V258H3ZM23 259V257L21 258V260ZM104 259V258H103ZM135 259V258H134ZM133 259V260H134ZM159 259V258H158ZM157 259V260H158ZM21 260L19 261V262H21ZM27 260V259H26ZM114 260H116V258L114 259ZM256 260V259H255ZM258 260H261V261H258ZM0 261H2L1 260V258H0ZM24 261V260H23ZM132 261V260H131ZM156 261V260H155ZM154 261V262H155ZM257 262H262V259H259L258 257H257V260H256ZM12 262V261H11ZM17 262V261H16ZM27 262V261H26ZM134 262H135V260H134ZM193 262V261H192ZM195 262H196V260H195ZM249 262H251L250 260H249ZM248 262V263H249ZM264 262V261H263ZM3 263V261L2 262H0V264H2ZM9 263V262H8ZM25 263V262H24ZM36 263V262H35ZM117 263V262H116ZM6 264V263H5ZM11 264V263H10ZM17 264V263H16ZM19 264V263H18ZM27 264V263H26ZM122 264V263H121ZM124 264V263H123ZM135 264V263H134ZM137 264V263H136ZM140 264V263H139ZM194 264V263H193ZM252 264H253V262H252ZM255 264H258V263H256L255 262ZM263 264V263H262Z\"/></svg>",
  "mask_w": 264,
  "mask_h": 264
}]
</instances>
